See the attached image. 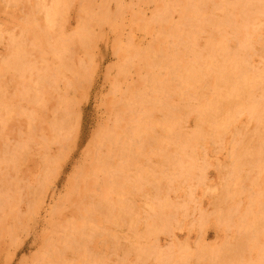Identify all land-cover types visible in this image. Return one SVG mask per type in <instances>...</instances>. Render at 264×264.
I'll return each mask as SVG.
<instances>
[{
  "label": "rangeland",
  "instance_id": "rangeland-1",
  "mask_svg": "<svg viewBox=\"0 0 264 264\" xmlns=\"http://www.w3.org/2000/svg\"><path fill=\"white\" fill-rule=\"evenodd\" d=\"M60 1H61V3L63 2V5H64V3H66L65 4L66 6H60V5L54 6L55 3L58 4V3H60ZM103 1H105V0H103ZM103 1L102 0H67V2H66V0H0V33H1L0 34V64H2V61H4L3 65H0V103L4 104V106H2L3 104L2 105L0 104V107L2 108V109L0 108V112L5 113V111H6V114H7V111L10 110V116L7 115L8 118L10 117L9 119H7V116L5 114L7 121H5V119L3 120L4 117H2V116H4V115H2L0 113L1 114L0 115V264H36L37 261H38L37 264H47V263L51 264V261H52L51 259H53V262H54V263L52 262V264H55V263L56 264H119V263L120 264H127V263L128 264H137L139 262L138 261L139 259H140V262L138 264H140V263L143 264L146 262H148L146 264H152V263L154 264L155 263L154 260H156V259L159 260V256L161 257L160 258L161 263H158L157 260H156V262L158 264H163L162 263L163 261H161V260L164 257L166 258L165 255H168L169 253H170L171 257L167 256L169 259H167V260L165 258L163 259L164 262L166 261L165 264H172V262H173V264H184V263L185 264H191V263L195 264L194 262H196V264H200V263L201 264H208L207 261L209 259L211 261V258H212L213 262L209 261V264H212V263L213 264H220V263L221 264H244V263L249 264L250 262H251V264H255V262L259 259L257 256H260V259H262V260H260V259L259 260L261 262L263 261V263H264V254H262V253H264L263 252L264 248L262 249V247H264V234L262 233L263 228H261V227H264V217H262L264 214L259 215L260 214L259 212H261L262 210L259 209V207H258L259 210H257V208H256V206H257L256 203H258L259 204L258 206H260V208H262L264 210V205H263L264 201H262V200H264V196L262 195L264 192H261V191H263L262 188H264V167H263V165H264V128H263V126H264V10H263L264 9V0H252V1L251 0H234L238 3L234 2V1H233L234 3H232L231 0H224V1H226L225 2L226 3L225 9H224L225 6L221 5L222 4L221 2L223 0H220V1L219 0H188V2L190 1L189 2L190 8L192 7V5L193 6L195 5V7H196V5H198V8H199L198 12H200V9H201V12H202L201 15L199 13V16L201 18H202V15L205 14V16H203V17H205L204 18L205 20L202 19L201 26L203 23H204V25H205V23H208L210 25L211 20H212V22H211L212 26L215 24L216 20H218V22H219V23L217 22L216 24H218V25L221 24L223 26V27H221L219 25V27H220L219 29H221V28L222 29L218 30V25L215 24V26H213L214 28L213 27L211 28V26H210V29L208 31L206 30V29H208V27H205L206 25L202 26V27L199 25V27L196 28L199 30V28L204 29V27H205V30H206V31H204L202 29V31L200 30V32L199 31L197 32L198 34L195 32L197 34V36L198 35L205 36L203 39L199 36L197 38V40L195 41V42H197V41L198 42H197V45L195 46L196 48L195 47H193V48H195L196 50H197V48H199V49L201 48V51H198L199 53H197V51L195 49H193L191 45L188 46V47H190V49L188 47L184 46L186 44L189 45L190 44L189 41H188V43L185 40H184L185 43L183 41H179V40H183V38H185V36H186V34H184L183 31H188L187 24L189 22L187 23V20L190 21V19H192L191 16H190L191 18H189V15L191 13L187 14L188 11L186 12L187 15L185 14L186 19L184 17L182 18V16H185V15H183L185 13L184 9L185 8H187L186 10L189 9V4L186 5L187 3L185 4L182 0H180V1L183 3V5L185 7L183 6L184 9L182 8L183 12L181 14H179V12H181L179 7L180 6L182 7V5H181L182 3L180 4V2H177L179 0H177V1H174V0H171V1L166 0L165 1L164 0V3L162 2V0H159V2H156L158 0H156V1L154 0L151 2H150V0H146V1H144V0H130L131 3L133 2L132 3L133 5L131 3H129V4H131L130 5L131 7L133 6L132 7L133 9L135 8L133 11L135 15H133L132 10H131L132 8L130 9V6H128L129 8H127V3L130 2L128 0H126V2H124L125 0L124 1L123 0H121V1L115 0L117 2L116 4L114 3L115 1H113V0H110V1L106 0L107 3L109 2L108 6L106 5V2L103 3ZM172 1H174L173 3L176 5V6L175 5L172 6L175 9L174 8L172 9V7H169V5L171 6ZM196 1L200 4H198ZM253 1H254V3H253ZM28 2H29V4H28ZM88 2L90 4L91 8L87 7ZM136 2H137V4H135ZM145 2L147 4L148 3L149 4L146 5ZM185 2H187V1L185 0ZM211 2H212V6L210 5ZM217 2L220 4L218 5ZM242 2L245 3V6L240 5V4H242ZM247 2H249V3L246 4ZM120 3H122L124 5H122ZM143 3H144V5H143ZM169 3H171V4H169ZM231 3H232V5H234V7H235V3H236V5H237V8L235 7L236 10L233 8ZM34 4L36 5L35 8H34ZM98 4H100V5L98 7H96ZM103 4H105V6ZM166 4L168 5L167 8L172 9L171 11H170V9L168 10L166 8V6H167ZM179 4H180V6H179ZM116 5L118 7L124 6V7H122V9L123 8H125V9L122 10L120 8H117ZM154 5H155L156 9H158V10H159V7L157 8V6H160V10L157 11L156 9H154ZM229 5H231L235 11L233 10L232 12H230L231 11L230 9H232V8H230L231 6H229ZM238 5L241 8H238ZM29 6H32L33 8L32 7L30 8ZM100 6L102 9L100 8ZM162 6H164L163 10L165 12H168V13H165V15L163 14L164 13L163 11H162V13L160 12L162 10V8H161ZM210 6H211V10L209 9ZM219 6H220V9L223 6L221 9L222 10L221 12H219L220 10L216 11L217 9H219ZM55 7H57V8H55ZM66 7H67V9H65ZM84 7H85V9L87 8V10H89V8L91 9L89 11L90 13L88 12V14H90V15H91V12L94 14L97 12L93 16L97 19V20H95V18H93L95 23L93 21L92 24L89 25L90 24L89 19H91L92 16H90V15L88 16V14L86 15L85 13H84L85 15L83 16V12H84L83 8ZM106 7H109L108 12L104 11V9H106V10L108 9ZM114 7H115V9L116 8L118 9V12L115 13L116 15L112 14V10H113V12L115 10ZM195 7H192L193 10L195 9ZM215 7H218V8H216V10H215ZM59 8L60 9L62 8L64 10V11L63 10L60 11L61 13L63 12L62 14L58 11ZM27 9L29 12L27 11ZM117 9L115 11H117ZM177 9H178V12H175ZM191 9H189V12L192 11ZM204 9H205L204 12H206V13H203L202 10H204ZM65 10H66V12H65ZM87 10H85V11H87ZM100 10H102V12H104V14H106V13L110 14L109 13V11H110L111 14H110V16H108V14H107V16H104V14ZM207 10H208V12H207ZM223 10L225 11V13L223 12ZM52 11L55 12V15H54V13L53 14L51 13ZM119 11H122L125 14H123V13L121 14V12H119ZM156 11H157V13H155ZM172 11H174V12L172 13ZM213 11H215V12L213 13ZM26 12H28L29 14ZM99 12H101L102 14L100 13V15H99ZM210 12L212 14H210ZM222 12L224 13V15L222 14ZM32 13H34V14H32ZM169 13H171L172 16ZM207 13L209 16L207 15ZM215 13H216V15H215ZM60 14H61V16L63 15L62 16L63 19L61 18ZM119 14H121L120 17L118 16ZM217 14L219 16L222 14V16L218 17ZM79 15L83 16L84 19L87 18L85 16H88L89 19L88 18H87V20L85 19L87 21V22L85 21V23H87V24L84 23V21H83L84 19H82V17H79ZM98 15L100 17H98ZM151 15H154V16L151 17ZM156 15L161 16V17H157ZM166 15L168 17L170 15V17H172V19H170V17H169V19L168 18L166 19V17H167ZM180 15H181V17H180ZM103 16L107 18L106 20H108L109 18L111 20L106 21L105 18H103ZM163 16H164V18H163ZM214 16H216L218 19L214 20L215 19ZM23 17H25V18H23ZM26 17H27V19H30V20L27 21ZM101 17L103 18L104 22L102 21L101 23H98L99 22L98 19H100V21H101ZM112 17H114L113 21L115 23H113ZM153 17L154 18L157 17L161 22H163V20H164L166 23L163 22L161 25L160 24L161 22L158 23V21H157L156 22L157 24H156L155 21H152V19L155 20ZM178 17H180V18H178ZM212 17H213V19H212ZM64 18H66V19H64ZM80 18L83 21V22L81 21L82 22L81 24L84 23L82 25L83 30L86 28L84 32H81V35L79 32L80 30H82L81 28H79L81 26V24H80L81 19ZM138 18H144V20L138 19ZM146 18H147L146 21H148V22L145 23L144 21ZM173 18L174 19L178 18V19L174 20ZM23 19H26V21L29 25L27 23H26L27 25L25 23H23L25 21ZM45 19L46 20L48 19V20L46 21ZM93 19H91V20H93ZM158 19H156V20H158ZM182 19H185L184 23H183ZM219 19H221V20H219ZM122 20L124 22H122ZM180 20H182L183 25L186 24L185 26H187V28L185 26H183L186 30L183 29V27L181 26L182 25L181 23L178 24V22H181ZM29 21H30V23H32V26L30 25ZM64 21H66V22H64ZM75 21H76V23L79 21V23H78V24H80V25H78L79 27H77V24H75ZM131 21H133L134 23L136 22V23L134 24ZM193 21H194V19L192 20V22L190 21V23H193ZM223 21H224V23L226 22L225 25H224V23H221ZM45 22L49 23L48 28L46 26L44 27L42 25V24L47 25V23H45ZM50 22H53V23H50ZM149 22H154V23H152L150 25ZM96 23L98 25L100 24L98 26V29H97ZM190 23H189V27L194 26V24L190 25ZM7 24H8V27H7ZM50 24H51V26H50ZM136 24H137V26H136ZM147 24H149V26ZM15 25H16V27H15ZM18 25L21 28L18 27ZM60 25H61V27H60ZM86 25H88V28ZM156 25H157V27H156ZM172 25L177 27V29L179 30V31H177L178 34L180 33L181 35H183V36H181L179 34L182 37V39L179 38L180 36L177 34V32L175 33V31L177 30L176 27L174 30H172L173 29ZM75 26L78 28V30L80 29L79 31H77V29L75 28L76 33L73 32L74 31L73 28ZM140 26H142L141 29H140ZM161 26H163V27H161ZM168 26H170V27H168ZM180 26L182 27V29ZM225 26H227V27H225ZM22 27H23V29H22ZM90 27L91 28L93 27L94 29H92V31L94 30L95 32L94 31L93 32L92 31L91 32L86 31V30H91ZM99 27H100V29H99ZM159 27H161V28H159ZM171 27H172V29H170V30H171V32L174 31V34H172L173 32L172 33L168 32L169 35H167L168 33L165 34V32L168 30H164V29H168ZM8 28H9V31L7 30ZM61 28H63V29H61ZM143 28H144V30H143ZM192 28L194 31H197L195 29V26ZM4 29H6V31H8V32H6ZM11 29H13L12 30L13 32L10 33ZM216 29L218 30L217 32H216ZM223 29H225L226 32L228 30L227 35H225L226 33L223 34ZM163 30L165 32L161 33ZM220 31H222V32H220ZM77 32H79V34ZM86 32L92 33L93 37H92V35L86 34ZM201 32H203V33L209 32V34L212 33L211 34L212 37L210 36L211 37L210 39L213 38L215 41L212 40L213 42L212 41H209V42L207 41V42L211 45V49L214 47L216 48V50L218 51L217 54H216L217 51L215 50V48H214V50L212 49L210 51L209 49H207L206 47L203 46V42L205 44L207 43V42H205L208 39L206 36H209V34H206V33L203 34ZM82 33L86 34L87 37H86V35H84L86 37L85 38ZM217 33L219 34V36ZM77 34H78V36H77ZM8 35H9V38H10V36H11V38L13 36V38L15 39V41L13 40V42L10 41L11 43H14V45H16V44L18 45V43H16V42L20 43L19 46H20L21 50L18 49V50H20V52L18 51V53H16L17 51H14L16 48L13 44L8 42L9 41L8 37L6 38V36H8ZM17 35L20 38V40H22V41H23V37H26V38H24L25 40L23 42L25 45L21 44L22 41L20 42L19 39H18L19 40L18 41L14 37ZM175 35L176 36L178 35L177 43L175 42L177 39ZM221 35L226 36L227 39H226V37L223 38ZM75 36L79 37L80 40H78ZM88 36H90L92 39H89L90 37H88ZM173 36L175 38V41L173 40ZM96 37H97V39H96ZM217 37L218 38L220 37L221 41L219 39L217 40ZM68 38H70V39L72 38V40L69 41ZM87 38L89 40H87ZM131 38H132V40H130ZM204 39H206V40H204ZM82 40H83V42L85 40H87L88 42L90 41V44L87 41H85V43L83 45ZM126 40L131 41V45L128 42V45H130V46H128V49L126 48V45H125V44H127ZM162 40H164V41H162ZM6 41L8 42L6 44L7 45L9 44V48H11L12 50L9 49L8 46L6 47V44H5ZM95 41H97V43H94ZM118 41H119V43H118ZM161 41H162V43H161ZM56 42L57 43L59 42L58 43L59 46L61 45L64 48H66L67 52L70 53L71 57L69 56V54L67 56V53L65 52L66 50L64 51V54H63L64 48H61V46L57 47ZM65 42H66V44H65ZM81 42H82V44H81ZM181 42H183V43H181ZM215 42H216V45H217V43H219L220 45L222 44V47H220L219 44L217 45L219 47H217L216 45H213ZM225 42L227 43V45L223 44ZM68 43L70 45H67ZM123 43H125V44H123ZM165 43H166V45H165ZM78 44L80 46L82 45L83 48L78 47ZM85 44L92 46V47L90 46L91 48H89L87 52L85 51V49H87L88 46ZM94 44H95V46H94ZM116 44L117 45L119 44L120 46L119 45L117 46ZM149 44H150V46H149ZM159 44L160 45L163 44V45H161L162 48L159 47L160 46ZM51 45H54L58 49L56 48V50H55V48H53L52 51L54 52V50H55V52L52 53L53 55L50 58V56H51L50 53L52 51L49 50V48L51 47ZM137 45L138 46L141 45V47L142 46L143 47L141 48V47H138ZM164 45H165V47H163ZM198 45H201V47ZM85 46H87V47H85ZM132 46H133V48H132ZM12 47H14V49ZM16 47H18V46H16ZM135 47L137 48L136 50H138V48L140 50L142 49V51L139 50L140 52L137 51L139 53H142V52L145 53L146 50H149L150 56H151L150 58L158 57V60L156 61V59H157L156 58L155 62L156 63L162 62V63L156 64L155 62H153L154 58H152L153 59L152 61L146 60L147 61V63H146L145 59L143 57V55H144L143 53L140 55H139V53H137V54L133 53L135 51L134 50ZM172 47H173V49H172ZM125 48L127 50H129V53ZM164 48L167 52L169 51L171 53V54L167 53L168 55L173 56V53H172L173 51L174 52L177 51V53L178 52L180 53L181 51H183L180 54L179 53L178 54L179 55L183 54V56L185 57L186 52H187V55L190 56L192 59L196 56L195 59L199 58L198 60H202L201 62L205 61L204 64L202 63V67H206L204 65H206L208 63V60H210L209 61L210 63H211V61L214 60L213 64L222 60L223 61L222 63L219 62L221 65L224 63L225 59L226 60L231 59L232 63H233L232 59H234V62H236V64L233 63L236 65L235 68H237L239 66V69H241V72H242V69L244 68L245 70L247 69V72H249V73H245L246 71H244V70H243L244 71L243 73H239L240 71L237 68L238 69L237 71H239L238 74L240 75V79L242 78L241 81L239 82V79L236 80V78H239V75L236 76V74H235V76H236V78H235V76L233 74L232 78H231V76L229 78V80H231V81H228L224 87L222 86V84L220 86V84L218 82H216L218 80V76H217L216 71H217V69H219V71H222V70H225L227 67L229 68L232 63L229 62L230 60H227V62L229 64L230 63L231 64L230 65L228 64L229 65L228 66L227 62L224 63L227 66H222V67H225L223 69H221L222 67L221 68L216 67L213 64L211 66H214V67H210L209 65H207L210 67L209 68L210 71H211V69L213 70V68L214 69L216 68V70L208 72V73L204 72V75L202 74L204 76V78L202 75H200L201 78L200 77L198 78V76H196L195 79L198 78V80H196L194 82L195 84L193 83L192 88L188 89L186 87V89H185V86H183V83L181 82V80L179 78H177L178 72L175 73L176 70L178 71L177 68H175V71H173L174 73L172 74V68L174 66L175 67L177 66V62H175V61L181 62L180 60H182L181 57L183 58V56L181 55V57H180L174 53L175 54L173 56L174 58L171 56V61L174 62V63H172L169 60V58L166 56L167 54L163 51ZM204 48H206L208 51L206 52V49L204 50ZM160 49H162V50H160ZM184 49H185V51L186 50L187 51L185 52ZM225 49H227L228 51H226ZM57 50H60V52H58ZM188 50H190L192 52H196L197 54L194 53L195 54L194 55V54H192V52H190L191 54H189ZM22 51H23V54H21ZM49 51H51V52L49 53ZM8 52L10 55L11 54L12 55L9 56ZM56 52L60 53L59 57H62L61 54H63L64 55L63 57H65V58L64 59L63 58L58 59L59 54H57ZM82 52H84V53L86 52L85 54H87L89 57L87 55L85 56V54ZM163 52L165 54H163ZM201 52H202V54H201ZM208 52H210L209 55H207ZM19 53H20V56L22 55L21 57L18 55ZM65 53H66V55H65ZM203 53H204V55H203ZM6 54H7V56H6ZM89 54L91 55V57ZM134 54H136V55H134ZM152 54H153V56H152ZM205 54L208 58L204 57ZM55 55L57 56V58ZM54 56L56 59L54 58ZM81 56L84 59L83 58L81 59ZM123 56H124V58H123ZM175 56L176 57L178 56V60L177 59L175 60V58H176ZM6 57H8V58H6ZM78 57L81 61H83L82 63L84 64V65H82V66H84V68L81 65L77 66L78 68L79 67L83 68V69L79 68V70L76 67L77 62H78V64H82V63L78 59ZM135 57L138 59H136ZM209 57H212V58H209ZM235 57L239 60L235 59ZM86 58L92 59V60H88L89 63H87L88 61H86L87 60ZM187 58H185V59H187ZM191 58H189L188 60H190ZM8 59L10 62L5 63L8 61ZM57 59H58V62H59V60H62V62L60 61L59 63H57ZM67 59H68V61H67ZM69 59H70V62H69ZM185 59L182 61L184 62ZM206 59H208V60L206 61ZM216 59H217V61H216ZM84 60H85V63H84ZM166 60H168L169 62ZM73 61H74V64H73ZM183 62H181V63H183ZM61 63L63 64V66L60 65ZM90 63H91V65H90ZM175 63H176V65H175ZM219 63H217V65ZM85 64H86V66H85ZM169 64H171V65L169 66ZM233 64H232V66H233ZM239 64L241 65V67ZM87 65H89L90 67ZM155 65L158 66L159 70L161 69L162 72H159L158 68ZM23 66H24V68H23ZM60 66H61V68H58ZM120 66L121 67L123 66V68H120ZM165 66L168 69H166ZM171 66H173V67H171ZM242 66H243V68H242ZM5 67H8V68L5 69ZM62 68L64 70H62ZM60 70H62V71H60ZM225 71H227V69ZM71 73H75V74L71 75ZM78 73H79V75H77ZM151 73H153V74H151ZM160 73H162V74H160ZM247 74H250V75H247ZM162 75H164L165 78L168 77L169 80L167 78L165 79ZM244 75H246V76L244 77ZM65 76L68 77L69 79L66 78ZM156 77H157V79H156ZM214 77H216L217 79H215ZM247 77H249V80L247 79ZM145 78H148V79H145ZM173 78L174 79L177 78L176 82ZM245 78H246V81L248 80L247 81L248 83L244 82ZM47 79H49V80H47ZM210 79L211 80L213 79V81H211ZM233 79H235L236 81ZM145 80H147L148 82L146 83ZM169 81H170V83H169ZM242 81L244 84L243 83L241 84ZM167 82L169 83V85L171 84L169 87L166 84ZM180 82L182 84V87L180 85ZM231 82L234 84H232ZM255 82H257V83H255ZM131 83H132V85H131ZM213 83H214V86H213ZM228 83L231 85L228 86L227 85ZM236 83H238V85L240 83L239 86H240V88H242L239 90L240 91V97H239L240 100L243 98L242 100H244V101L246 100V102L248 104L249 103L255 104V107H256V108L254 107L255 111L252 109H251L252 111L250 110V108H253V104L251 106L250 104L248 105L246 102L242 101L244 103H243V105H241L242 102L240 100H238L237 102H233V97H232V93H230V89L232 91V89H234L236 87L235 86ZM172 84L174 86H172ZM150 85H154L156 89L153 88L154 86H152V88H153V91H152ZM175 85L177 86V88H180V89L176 90L177 88H175ZM245 85H246V87H245ZM215 86H217L216 90H215V88H216ZM226 86H227V88H226ZM231 86L233 88H231ZM126 87H128V88H126ZM202 87H204V88H202ZM219 87L222 90H220ZM228 87H229V89H228ZM133 88H134V90H133ZM164 88H165V92H167V94L168 93L169 94L167 96L161 97L162 95H166L165 92H164V94L162 92V91H164ZM248 88L250 89V91L248 90ZM27 89L29 91H27ZM147 89H148V92H147ZM192 89H194L193 92L195 95H193L192 92L189 91V90L192 91ZM251 89H253V90H251ZM127 90L129 93L127 92ZM180 90H182V92ZM133 91H135V92H133ZM130 92L131 93L133 92L134 94L133 93L131 94ZM157 92H159V93H157ZM175 92H176V94H174ZM184 92L187 94H185ZM214 92L215 93L217 92L218 94H215ZM250 92H253V93H250ZM222 93L224 96H222ZM244 93H245V95H244ZM219 94H221L222 98L224 97L223 99L228 101V102L226 103V101L221 99ZM250 94L254 98V100L251 96L247 97ZM154 95L155 96L157 95V97L155 98ZM176 95L179 98H181L179 103L182 102V99H185L187 101L183 100V102H185V103L187 102V104L189 106V105H191L189 103L192 101L193 103L192 102L191 103L194 104L193 109L195 111L192 109V105L187 107V105L183 102H182L183 107L182 106L180 107L178 105V103H176V105H175V102H178V100H179V98H177ZM216 95H218V96H216ZM241 95H242V97H241ZM168 96L171 98L169 99ZM172 96H173V98H172ZM198 96H199V98H198ZM229 96H230V98H229ZM244 96H245V98H244ZM165 97H167V99ZM217 97L222 102L224 101L226 106L228 105V103L230 101H232V103H229L230 107L227 106L228 109L226 108L227 109L226 111L228 112V114L226 111L225 112L221 111V112H223L222 114H219V113L217 114L213 110H211V112H210V107L208 106L209 109L207 108L208 109L207 115L209 114V112L211 114L209 116L205 117L204 119H201L202 121L199 122L198 119H200V118L197 115H200L201 111L204 112V109L207 107V103H208L207 101H209L210 106L212 107L213 103L211 101L214 102V100L215 101L219 100V99H215ZM153 98H154V101L156 99H158V101L156 100L154 102ZM228 98H229V100H228ZM250 98H252L253 102H252V100H251V102L249 101ZM163 99L164 100L166 99L167 102H169V104L171 105L173 110H174V108L178 110L179 113L175 110L174 111L171 110V111H173V113L177 112V113H175L177 116L173 115V117H174L173 118L172 115L171 116L167 115L168 113L172 114L169 112V109L171 107H169L170 105H167L168 103H166L165 102L166 100L164 101ZM168 99H169V101H168ZM172 99L174 102H172ZM199 99H201V100L203 99V100L201 101ZM207 99H209V100H207ZM123 100H125L126 102ZM196 100L198 101V103ZM203 101H205L206 103ZM160 102H161V104H160ZM164 102H165V105H163ZM200 103H201V105L203 104L201 108H204V109L200 108V106H201ZM204 103L206 104V107H205ZM238 103H241L240 104L241 110H240V108H238L239 107ZM225 104H224V106H225ZM232 104H233V106H232ZM234 104H237V105H234ZM149 105H150V107H149ZM166 105L169 107L168 112H167V108H165V107H167ZM140 106H141V108H140ZM151 106L152 107L154 106L156 108H152ZM185 106L187 107L186 109L184 108ZM195 106H197L199 108L198 111H197L198 108ZM3 107H5V110H3L4 109ZM147 107H149L151 109V111H149L150 109L147 110L149 112V115H145V113H147V111H146ZM65 108H66V110H65ZM158 108L159 109L162 108V110H160V111L161 112L163 111L164 116L162 115V113L160 111H158L159 110ZM190 108L193 110V112H189V111H192ZM234 108H237L238 110L234 109ZM6 109H8V110H6ZM11 109L12 110L14 109L17 113L14 110L12 111ZM143 109H144V111H143ZM231 109H234L235 112H234V110H231ZM1 110H3V112ZM152 110H154V111H152ZM156 110L160 113H158ZM247 110H249V111H247ZM133 111L134 112L136 111V112L134 113ZM250 111H251V113H250ZM198 112H200V113H198ZM248 112L250 114H248ZM252 112L255 113L254 116H253ZM259 112H260V114H259ZM8 113H9V111H8ZM28 113H30V114H28ZM108 113H110V114H108ZM115 114H116V116H115ZM223 114L225 116H223ZM161 115L163 117H165L164 121L169 120V121H167L168 124L172 125V122L174 124H176L174 129L177 128L176 129L177 131H178V128L179 129L181 128L183 134L185 132H186L185 134H187V132L189 131L188 127L191 128L192 125H193L194 129H197V130L200 129V130H198L199 132H197V130H196V133L199 134L197 137L198 140L196 142H193L194 145L193 144L189 145V144H187V142L182 143V141L185 140V135L182 134L183 137H182V135L180 137L181 129H180V131H178L179 135H176L179 138L174 136V134H178V132L176 130H173V131H176L175 133L168 134L167 132L170 131L169 129H171V126L168 130H166V128L164 126L168 127V124H167V122L162 121L163 119H161V118H163V117ZM190 115H191V118H190ZM248 115H251L253 117L248 116ZM145 116H147V119L149 118V121L145 120V118H146ZM228 116L231 118H229ZM258 116H259V118H258ZM61 117L63 118V120H61ZM115 117H116V119L119 118V121L116 120V122H118V124L116 123L118 126L114 125L115 124V121H114ZM176 117L177 118L180 117V120H182V121L179 122V118L177 120ZM153 118L154 119L157 118L156 119L157 121L159 119L158 123L163 122L166 125H164L162 127H161V125L163 123L159 124L160 127H159V125H155L157 123L156 122L154 123L155 120L153 121L152 120ZM166 118H167V120H166ZM186 118H187V121H186ZM196 118L198 121L196 120ZM221 118L225 119L226 125H225L224 130H222L221 132L219 131L220 133H218L217 130H215V127H216L218 122L220 123V121H218V120H220ZM112 119H114V120L112 121ZM137 119L139 122L137 121ZM160 119H161V121H160ZM255 119H257V120H255ZM230 120H232V121H230ZM141 121L144 122V124L145 123L147 124V122H150L151 123L150 127L153 128V132H152L151 128L148 129L149 125L147 124V127H146L147 132L144 129L146 133L144 132V130H143V132H144L143 133L142 129H140V128L141 127L145 128L146 124L143 126V123ZM227 121H230V122L228 123ZM248 121H249V124H248ZM152 122L154 123L155 126H152ZM194 122H196L197 125L199 123V126H201V127L198 126L199 128H197V125ZM39 123H40V125H39ZM140 123H142V124H140ZM259 123H262V124H259ZM139 124H140V126H138ZM174 124H173V126H174ZM178 124H181L182 127L184 126L183 128H186L187 131L185 130V132H184V129L182 127H179ZM228 124H230V125H228ZM100 125H102V126H100ZM105 125H107V126H105ZM204 125H206V126H204ZM232 125H234V126H232ZM173 126H172V128H173ZM251 127H253V129L256 127L255 130H253L254 132H252V133H250L252 131ZM102 128H103V130H102ZM160 128H162V130ZM164 128L166 130L165 132H163ZM260 128L262 129V131ZM108 129H110V130H108ZM233 129H235V130H233ZM256 129H257V133H256ZM107 130H108V133L111 131L110 132L111 134L108 135L106 132ZM191 130L194 131L192 128H191ZM227 130H229L228 135H227ZM242 130H243L244 134H241ZM137 131H138V133H137ZM148 131H149V133H148ZM173 131H170V132H173ZM151 132H152V135H150ZM214 132L218 133V134H215ZM236 132L238 133V135ZM245 132H246V134H245ZM231 133L233 134V136ZM142 134H145L146 138H143L145 135L142 136ZM147 134L149 136V139H148L149 142L147 141V138H148ZM255 134H257V135H255ZM112 135H114L113 138H112ZM117 135H119V136H117ZM164 135L169 136V145L167 144L168 138L164 137ZM172 135L174 136V138L171 140ZM235 135L238 136V139H237V136H235ZM204 136H205V138H204ZM216 136H219V137H216ZM229 136H232V137L235 136L234 137L235 141L232 137L230 138ZM115 137L117 138V140ZM163 137L167 140L164 141L165 139ZM186 137H187V135H186ZM32 138H35V139H32ZM175 138L177 139L176 141H175ZM181 138H183L182 141H180ZM120 139H122V140H120ZM135 139H136V141H135ZM144 139H146L147 142ZM226 139L228 140L227 142H226ZM115 140H116V142H115ZM199 140L200 141L203 140V141L200 142ZM32 141H35V142H32ZM233 141L235 144H233ZM239 141L240 142L243 141V143L240 144L241 146L239 145V143H240ZM225 142H226V144H225ZM244 142H245V144H244ZM236 143L238 144L237 147H236V145H237ZM46 144H48L49 148ZM247 144H248V146H247ZM19 145L21 148L19 147ZM22 145H24V147ZM159 145H161V146H159ZM175 146H176V149L174 148ZM186 146L187 147L189 146V147L187 148ZM204 146H206V147H204ZM178 147H180V148H178ZM194 147L199 149V150H197V153H196V149H194ZM238 147L242 148L243 150L246 149L244 151L248 152L245 155H243V157H241L245 161H243L240 158L243 161V163H245V164L242 163L243 165L240 163L241 160L238 159L239 161L238 162L236 161L235 156H236L237 152L235 150H237V151L242 150L240 148L236 149ZM252 148H254L253 150L256 149L255 151H257L256 152L257 155L262 154V155H260V157L257 156V160H256V153H254L255 157H253ZM184 149H185V151H184ZM186 149L189 150L188 152H190V153H188ZM155 150L158 151L157 156L154 155V154H156ZM171 150L172 151L174 150L173 151L174 154L172 153ZM193 150H194V152H193ZM250 150H252V151H250ZM105 151H107V153ZM160 151H163V152H160ZM166 151H168L167 154L170 153L169 155L172 156L171 158L169 157V155H166V153H165ZM231 151H233V153ZM261 151H262V153H261ZM42 152H44V153H42ZM101 152H103V153H101ZM181 152H183L182 158L180 157V156H182V154L178 155ZM191 152H193V153H191ZM171 153L174 156L175 155L176 156L174 157ZM229 153H231L230 155L232 157L235 154L233 160H231L232 157L229 155ZM250 153L252 154V156ZM39 154H41V155H39ZM46 154H47V156H49V158L51 157L50 160L46 156ZM50 154L52 156H50ZM102 154H104V155L102 156ZM148 154L150 155V158H149ZM159 154H161L162 156L166 155L165 157L163 156L164 158H166L168 156L167 160L164 159L161 161V159H163V158L162 157L160 158ZM188 154L189 155L191 154L193 156H191V155L188 156ZM195 154H196V158H197L198 162L196 161V158H194V161L198 165L197 167H199V166L201 167L204 165L203 169H205V170H203L201 167V169L203 171L202 172L200 168H199L200 170L197 167L196 168L198 170L196 168H194V170L196 169V171L192 170V171H194L193 172L194 174L192 173L193 177L190 176L191 170H189L190 173L188 172V174H187V170H185V173L187 174L185 176L186 177L188 176L190 178H186L183 176H181V178H180L179 174H181V175L185 174L183 171L184 167L186 168V166L189 165L191 162L193 163V161H191V159H193V157H195ZM197 154H198V156H197ZM201 154H202V156H200ZM177 155L179 158L177 157ZM158 156H159V158H158ZM250 156H251V158H250ZM38 157L40 158L39 160H38ZM45 157H47L48 161H50V162H48L50 164H47L46 166L41 163V162H44V164H45V162H46L45 160H47ZM136 157H137V159H136ZM151 157H152V159H151ZM201 157H203V158L201 159ZM186 158L187 159L190 158V160H189L190 162ZM180 159L181 160L186 159V161L184 160L182 162V161H180ZM207 159H209V160H207ZM40 160H42V161H40ZM100 160H102V161H100ZM168 160L170 162L174 161L173 163L176 167H177V164H180L179 166H181L183 170L181 168H179V166H178V169H181V173L179 172V174L176 175L178 173V171H177L178 169L174 168L175 166L173 164H171ZM218 160H219V162H218ZM230 160H231V162H230ZM253 160L254 161L256 160L258 162H256V161L254 162ZM199 161L200 162L203 161V164L200 165L201 163ZM206 161H207V164H206ZM168 162H169V165H168ZM251 162H253V163H251ZM156 163L157 164L160 163L159 166L162 165L163 167L162 166H160V167L162 169L165 168V170H161V168L158 167ZM164 163L165 164L167 163L166 165H168L169 168H168V166L164 165ZM229 163L231 165L233 163V165H232L233 168H231V165H230V167L228 166ZM238 163L241 164V168L238 167V165H239ZM254 163L255 164L258 163V164L255 165ZM194 164H190L189 166L192 165V168H193L194 166H196V164L195 165ZM252 164L255 166L258 165V167H255V166L252 167ZM220 165H221V167H219ZM208 166H210V167H208ZM235 166H237V168H239V170L237 168L234 169ZM45 167H47V168L45 169ZM80 167H82L81 170H80ZM157 167H158V169H157ZM218 167H219V171H218ZM167 168L169 171L166 170ZM236 169L241 173H239ZM160 170L162 172H160ZM37 171L40 172L41 174L40 173L38 174ZM91 171L94 173L97 172V174L96 173L94 174ZM171 171H172V173H171ZM176 171H177V173H176ZM234 171H237V172H234ZM243 171H245V172H243ZM42 172L44 173V175H46V177L42 174ZM173 172H174V174H173ZM257 172H258V174H257ZM90 173H92V174H90ZM162 173H163V175H162L163 178L159 177ZM169 173H171L173 175H170ZM235 173H236V175H235ZM238 173H239V175H238ZM40 176H41V178H38ZM164 176L168 177L167 178L168 180L167 179L165 180L166 184L164 181V178H165ZM171 176L172 177L174 176V179H171L170 178ZM218 176H221V178ZM236 176H238V177H236ZM158 177L161 178L162 182L159 180ZM251 177H252V179H251ZM176 178H179V180ZM192 178H193V180H192ZM234 178H236V179H234ZM241 178H242V181H241ZM246 178L248 180L250 179L251 182H249ZM37 180L39 181V183L37 182L38 184L36 183ZM81 180H82V182H81ZM169 180H170V182H169ZM173 180H174V182L176 181V183H172ZM188 180H191V181H188ZM253 180L256 181L254 184H253V182H254ZM183 181H185V183ZM192 181L194 182L193 187H192V184L190 183ZM257 182L260 185L257 184ZM160 183L162 186L160 185ZM168 183H169V185L172 184L173 186H171V185L168 186ZM195 183H197V184H195ZM163 184H164V187H163ZM176 184H177V186H176ZM194 184H195V186L196 185L197 186L194 187ZM255 184L257 186H255ZM165 185H166V187H165ZM178 185H179V187H178ZM186 185H188V188ZM258 186H259V189H262V190H259L257 188ZM15 187H16V189H15ZM33 187H34V189H33ZM190 187L193 188V191ZM163 188H168V191L171 189H173L175 191L172 190L173 192H171V191L168 192L167 189H163ZM219 188H221V189H219ZM183 189H185L184 190L185 192L183 191ZM218 189L220 190V192ZM222 189H223V191L225 190L224 191L225 194L223 193ZM16 190H18V191H16ZM30 191H31V194H30ZM256 191L261 192L262 197H260V194H258L259 198L258 197L254 198V196H257ZM239 192L242 193L241 196H239L240 195ZM221 193L224 194V195H222V197L224 196L223 197L224 199L222 202H221L222 197H220ZM235 193L237 194V196ZM5 194H6V196L4 197ZM217 194H218V196H217ZM182 195L184 198H182ZM215 195L218 197V199H215L216 198ZM226 195L228 196V198L226 197ZM31 196H32V201H31ZM179 196H181L180 201L178 199ZM188 196L190 199L189 198L186 199V197H188ZM247 196H249V198L252 196V198L256 201V203H253L254 200L251 201ZM114 197H115L116 201L114 200ZM169 198L173 202L172 201L170 202ZM213 198L215 199L214 201H213ZM219 198H220V200H219ZM166 199L169 201H167ZM258 199L261 201H259ZM96 200H98L99 203H100V201L102 202V203H100V205H98L99 207H101V208H99V209H101L100 211L96 210L98 208V206H96L98 204V201H96ZM174 201H175V203H174ZM181 201H182L183 205H185V204L188 205V203H189L188 201L192 202L191 204L189 203V205H188L189 207L187 205L184 206L185 211L187 210L184 213H181L184 211V210L182 211V209H184V208H183L182 203L180 204ZM228 201H229V203H228ZM250 201L253 205L256 204L255 207H252ZM31 202H33V203H31ZM193 202L195 203L194 204L195 207H192ZM220 202L222 203L223 207L225 206L224 204H226L227 207L225 206L224 208L227 211L222 210L223 207L220 206L221 205ZM261 202H262V204H260ZM103 203H105V204H103ZM122 203H123V205H122ZM237 203L238 204L240 203L239 205L243 206V207H240ZM248 203H250L249 204L250 206H246ZM93 204L96 206V209H94L95 207L94 208L92 207ZM101 204H102V206H101ZM173 204H178V205L180 204V205L178 206V205H173ZM228 204H230L231 207ZM261 205L263 207H261ZM196 206L198 207V209L200 208L199 209L200 212L201 211L203 212V213L201 212L202 216H201L200 212H198V209ZM215 206H218V207L216 208ZM35 207H37V209H35ZM179 207H181V209H179ZM186 207H188V209H186ZM214 207L217 210H215ZM220 207H221V209H218ZM248 207H250V208L248 209ZM194 208H196V209H194ZM210 208L212 209L211 212H209ZM231 208H232V210H230ZM246 208L249 210L248 212H250V213H252L254 211L256 213L258 212L259 213L258 215L260 216V218L255 213L254 214L252 213V215L249 214L247 212ZM251 208L254 210L252 211ZM178 209L180 210V212L178 211ZM233 209H235L234 212H233ZM221 210H222V212H224V211H226V212L219 213V212H221ZM213 211H216V212H213ZM103 212H105V213L103 214ZM227 212H229V214ZM207 213H210L209 214L210 219L208 218V216H207V218L203 217V216H206ZM214 213H216V215ZM225 213H227V214L225 215ZM238 213L239 214L244 213L243 215H246L245 217L250 215L249 220H248V217L244 218V216H240L241 214L239 215ZM262 213H263V211H262ZM14 214L18 218L15 217ZM204 214H206V215H204ZM210 215H213L214 217L217 216L220 222L218 221L217 217L214 218L215 219L214 220L213 216L211 217ZM238 216L240 217V220L238 219ZM12 217L13 218L15 217L18 219L17 220L14 218L15 219L14 221L16 223L12 220L13 219ZM201 217H203V219ZM241 217L244 219H247V220H241L242 219ZM256 217L259 219H261V218H263V219L260 222V220L258 221V219H256ZM19 219H21V221ZM204 219L206 220V226L200 227L201 224L205 225V222L203 223L200 221V220L205 221ZM207 219L209 221H207ZM226 220H227V222H226ZM230 220H233L234 221L233 223L235 225ZM253 220H255V222ZM9 221H10V223H9ZM235 221L236 222L240 221V223L239 222L238 223L239 224L242 223L241 225L244 224L243 228H242V226L239 227V224L235 223ZM188 222H189V224H187ZM207 222H208V224H207ZM247 222H248V224H247ZM250 222L251 223L253 222L252 223L253 227H251ZM259 222H260V225H259ZM12 223H14V226H11V225H13ZM19 223H21V224H19ZM190 223H192V224H190ZM231 223L233 225H231ZM249 223H250V226H249ZM261 223H263V224H261ZM199 224H200V226H199ZM225 224L228 226H226ZM16 225H18V227H15ZM195 225H197L199 228H202V229L198 232L199 228ZM223 225H224V227H223ZM246 225L248 228L246 227ZM254 225L256 226V228ZM192 226H194V227H192ZM234 227H236V228H234ZM238 227H239V230L240 229H242V230L236 231V229H238ZM249 227H251L252 229L251 228L249 229ZM193 228H194V230H193ZM260 228L262 230H260ZM223 230H226V231H223ZM245 230H246L245 233L247 234V236L250 239L252 238L251 236H253V238L251 240L252 244L255 241H257V243L262 244V245H260L261 247L257 244L258 247H255L256 250L253 247L250 251L249 250H243L242 251L243 254L245 252V255H248V256L241 255L242 254V252H241L240 255H236L235 257L231 256L230 259L228 258L229 261L226 260L228 254H229L227 252V249H229L231 247V245L234 244L233 242H235L236 240L239 239V237L241 236V234ZM225 232H226V235H224ZM230 232H233V233H230ZM237 233H239V234H237ZM227 234L229 236L235 234L234 235L235 237L232 236V238H231L228 236V238L226 239L225 237H227ZM250 234H251V236H250ZM256 234H257V237L255 236ZM223 236H224L225 241H226L225 245H227V243L229 242L228 246H226L227 248L226 247L224 248L225 250L221 249L225 246L224 241H223V243L220 242L223 245H219L220 244L219 241H222L221 239H223ZM142 237L143 238L146 237V239L147 238L148 239L147 240L143 239L141 241ZM258 237H260L259 238L260 241H259ZM215 238H216V240H215ZM233 238L234 239L237 238V239L234 240ZM202 239L204 241H202ZM135 240H136V242H135ZM174 240H176L177 242L176 241L174 242ZM231 240H234V241H231ZM143 241H146L148 243L147 244H146V242L143 243ZM199 241H200V243H199ZM141 242L143 243V245ZM172 242H174L173 243V245L175 244L174 246H176V244H178V246L171 249V246L173 247V245H171ZM183 243H185L184 246H183ZM194 243L196 245H194ZM201 243H202V245H201L202 250L200 247ZM213 243L215 245H211L209 247V245L213 244ZM248 243H250V240L248 241ZM179 244H181L182 246ZM203 244H204V246H203ZM42 245L44 247L47 245V250L45 248V252H46L45 254H44V250L42 251V248H43ZM257 245L255 243L252 246H257ZM51 246H52V248H51ZM157 246H159V248H157ZM213 246L214 247L217 246V250H216V247L213 249L212 248ZM54 247H56V248H54ZM177 247H179V249H181V250L188 248V249H186L188 251L185 252L186 250H183L181 252V250L180 251L175 250V249H177ZM181 247H183V248H181ZM203 247H205V248H203ZM48 248H50V250ZM150 248H151V250H149L150 251L149 252L147 249H150ZM191 248H194V249L196 248V249L194 250ZM209 248H211V249H209ZM144 249H145V252H144ZM158 249H159V252H157V254L155 255V253ZM173 249H174V251H173ZM189 249H190V251L192 250L191 253L194 251V254L192 253L193 256L191 253H189ZM197 249H198V251H197ZM203 249H204V251H203ZM214 250H216L217 253ZM257 250L259 251V255L256 254V253H258ZM39 251H41V254H44L43 257L41 256V259L39 258V255H40ZM57 251H58V253L60 252L61 255H57L56 254ZM163 251H165V252H163ZM179 252H181L182 255ZM183 252L185 254H183ZM208 252H211V253H208ZM223 252H225V253H223ZM163 253H165V254H163ZM188 253H189V256H188ZM226 253H228L227 256H226ZM159 254H162L163 256H161ZM171 254L172 255L176 254L175 256L178 255L177 257H179V258L183 257L184 259H179L177 257L173 258V256ZM222 254L223 255L225 254L223 256V259H222ZM255 254L257 255L256 260L254 259ZM36 255L38 257L37 258L38 260L36 259L37 261L34 260V258H36ZM203 255H205V256H203ZM220 255H221V257H220ZM148 256H150V257H148ZM156 256H157V258H156ZM201 256H203V257H201ZM238 256L240 257V259ZM242 256H244V258H242ZM261 256H263V257H261ZM44 257L46 260L51 258L50 259L51 261L48 260L47 262H45L46 260L44 259ZM47 257H49V258L47 259ZM229 257H230V254H229ZM249 257H252V258L249 259ZM152 258H154V260ZM170 258L171 259L173 258L172 259L173 261ZM189 258H191L192 260L191 259L189 260ZM39 259L41 262L39 261ZM220 259H221V261H220ZM54 260H56V261H54ZM176 260H178V261H176ZM179 260L180 261L182 260L185 262L178 263V262H180ZM204 260L206 261V263ZM230 260H231V263H230ZM232 260H233V262H232ZM240 260H242V261H240ZM34 261L36 263H33ZM130 261H131V263H130ZM186 261H188V262H186ZM199 261H200V263H199ZM201 261H203V262H201ZM253 261H254V263H252Z\"/></svg>",
  "mask_w": 264,
  "mask_h": 264
},
{
  "label": "bare ground",
  "instance_id": "bare-ground-1",
  "mask_svg": "<svg viewBox=\"0 0 264 264\" xmlns=\"http://www.w3.org/2000/svg\"><path fill=\"white\" fill-rule=\"evenodd\" d=\"M102 1H103V0H102ZM107 1H108V0H107ZM107 1L105 0V1H103V3L106 2V5L108 6V3H109V2L107 3ZM109 1H110V0H109ZM113 1H115V0H113ZM120 1H121V0H120ZM120 1H119V2H120ZM123 1H124V0H123ZM128 1H130V0H128ZM144 1H146V0H144ZM151 1H154V0H150V2H151ZM155 1H156V0H155ZM165 1H166V0H165ZM170 1H171V0H170ZM174 1H177V0H174ZM174 1L171 2L173 5H172L171 3H169V4H171V6L169 5V7H172V6L175 5V4L173 3ZM182 1H183L185 4L187 3L186 5L189 4V9H191L192 7H195V5L193 6V5L191 4L192 7L190 8V3H189L190 1L188 2V0H186L187 2H185V0H182ZM219 1H220V0H219ZM231 1H232V3L236 2V1H234V0H231ZM233 1H234V2H233ZM251 1H252V0H251ZM54 2H55V1H54ZM66 2H67V0H66ZM124 2H126V0H125ZM137 2H138V1H137ZM137 2H136L135 4H137ZM156 2H159V0L156 1ZM162 2L164 3V0H162ZM162 2H161V3H162ZM177 2H180V4L182 3L180 0L177 1ZM177 2H176V3H177ZM196 2H197V1H196ZM206 2H207V1H206ZM206 2H205V3H206ZM209 2H210V1H209ZM225 2H226V1H224V0L221 2V3H222L221 5L225 6L224 9L226 8V5H225L226 3H225ZM57 3H58V2H57ZM110 3H111V2H110ZM114 3L116 4L117 2L115 1ZM122 3H123V2H122ZM122 3H120V4H122ZM129 3H131V1L127 3V8H129L128 6H130L133 2H132L131 4H129ZM141 3H142V2H141ZM145 3H146V2H145ZM194 3H195V2H194ZM194 3H193V4H194ZM197 3H198V2H197ZM223 3H224V4H223ZM232 3H231V5H232ZM236 3H238V2H236ZM236 3H235V7L237 8ZM248 3H249V2H247L246 4H248ZM253 3H254V1H253ZM5 4H6V3H5ZM28 4H29V2H28ZM65 4H66V3H64V5H63V2L61 3V1H60V3H58V4L55 3L54 6H56V5L66 6ZM86 4H87V3H86ZM128 4H129V5H128ZM148 4H149V3H148ZM148 4L146 3V5H148ZM167 4H168V3H167ZM167 4H166V5H167ZM180 4H179V6H180ZM198 4H200V3H198ZM206 4H207V3H206ZM217 4L219 5L220 3L217 2ZM21 5H22V4H21ZM30 5H31V4H30ZM69 5H70V4H69ZM87 5H88V6H87ZM87 5H86L87 7H90L89 2H88ZM99 5H100V4H98L96 7H98ZM103 5L105 6V4H103ZM122 5H124V4H122ZM132 5H133V4H132ZM143 5H144V3H143ZM181 5H182V7H181V6H180L181 8L179 7V9H180V11H181V12H179V14H181V13L183 12V11H182V8H183L184 5H183V3H182ZM210 5L212 6V2H211ZM221 5H220V6H221ZM231 5H229V6H231ZM240 5H244V6H245V3L242 2V4H240ZM35 6H36V5L34 4V8H35ZM91 6H92V5H91ZM175 6H176V5H175ZM207 6H208V5H207ZM211 6H210V8H209L210 10H211ZM220 6H219V9H217V10H216V8H218V7H215V10H216V11L220 10L219 12H221V11H222L221 9H222L223 6L221 7V9H220ZM232 6H233V8L235 9L234 5H232ZM232 6H231L230 8H232ZM249 6H250V5H249ZM252 6H253V5H252ZM25 7H26V6H25ZM29 7L31 8L32 6H29ZM116 7L122 9V7H124V6H122V7L119 6V7H118V6L116 5ZM132 7H133V6H132ZM132 7L130 6V9H131ZM139 7H140V6H139ZM158 7H159V10H160V6H157V8H158ZM163 7H164V6L161 7L162 10H161L160 12L162 13V11H163V12H164L163 14L165 15V13H168V12H165V11L163 10ZM167 7H168V5L166 6V8H167ZM177 7H178V6H177ZM184 7H185V6H184ZM201 7H202V6H201ZM201 7H200V8H201ZM208 7H209V6H208ZM32 8H33V7H32ZM55 8H57V7H55ZM90 8H91V7H90ZM90 8H89V10H87V8L85 9V7L83 8V10H84V12H83V16H84L85 14H86V15L88 14V12L91 10ZM100 8H101V6H100ZM104 8H105V7H104ZM106 8H108V9H107V10L104 9V11L108 12L109 7H106ZM117 8H116V9H117ZM173 8H174V7H172V9H173ZM202 8H203V7H202ZM233 8L230 9V10H231L230 12H232V11L234 10ZM238 8H241V7H239V5H238ZM59 9H60V8H59ZM59 9H58L59 12H60L61 10H63L62 8H61L60 10H59ZM65 9H67V7H66ZM101 9H102V8H101ZM114 9H115V7H114ZM116 9H115V10H116ZM120 9H119V10H120ZM123 9H125V8H123ZM123 9H122V10H123ZM134 9H135V8H134ZM134 9H133V8L131 9L133 15H135L134 12H133ZM154 9H156L155 5H154ZM167 9L169 10L170 8H167ZM167 9H166V10H167ZM172 9H170V11H171ZM174 9H175V8H174ZM183 9H184V8H183ZM186 9H187V8L184 9V12H185V13H184L183 15H185L186 12L188 11L187 14H188V13H191V14L189 15V18L192 17V19H190V21L192 22L193 19H194V21H195V22L193 21V23H190V21L187 20V23L189 22L190 25L194 24L195 29H196L197 27H199V25L201 26L202 19L205 20V19H204L205 17H203V16H205V14L202 15V18L199 16V13H200V15H201L202 12H201V9H200V12H198V10H199L198 5H196V7H195L194 10H193V8H192V9H191L192 11H190V12H189V9H188V10H186ZM33 10H34V9H33ZM85 10H87V11H85ZM115 10H114V12H113V10H112V14H115V13L118 12V9H117V11H115ZM141 10H142V9H141ZM156 10L159 11L158 9H156ZM168 10H167V11H168ZM213 10H214V9H213ZM235 10H236V9H235ZM235 10H234V11H235ZM263 10H264V9H263ZM27 11H28V9H27ZM35 11H36V10H35ZM63 11H64V10H63ZM81 11H82V10H81ZM100 11L102 12V10H100ZM143 11H144V10H143ZM154 11H155V10H154ZM154 11H153V12H154ZM157 11H156L155 13H157ZM202 11H203V13H206V12H204L205 9L202 10ZM228 11H229V10H228ZM24 12H25V11H24ZM28 12H29V11H28ZM28 12H26V13H28ZM59 12H58V13H59ZM65 12H66V10H65ZM86 12H87V13H86ZM101 12H99V15H100ZM106 12H105V13H106ZM119 12H121V14H122V13L125 14V13L122 12V11H119ZM153 12H152V13H153ZM173 12H174V11H172V13H173ZM175 12H178V9H177ZM207 12H208V10H207ZM214 12H215V11H213V13H214ZM223 12L225 13L224 10H223ZM223 12H222V14L224 15ZM51 13H52V14L54 13V15H55V12H54V11H52ZM60 13H61V12H60ZM62 13H63V12H62ZM62 13H61V14H62ZM81 13H82V12H81ZM84 13H85V14H84ZM89 13H90V12H89ZM96 13H97V12H96ZM96 13H95V14H96ZM102 13L104 14V12H102ZM102 13H101V14H102ZM109 13L111 14L110 11H109ZM139 13H140V12H139ZM143 13H144V12H143ZM161 13H160V14H161ZM28 14H29V13H28ZM32 14H34V13H32ZM61 14H60V16H61ZM65 14H66V13H65ZM92 14H93V15H92ZM95 14L91 12V15L88 14V16H89V15L92 16V18H91V17H90V18L93 19V18H95V17H93ZM107 14H108V13L104 14V16H107ZM110 14H108V16H110ZM121 14H119L118 16L120 17ZM140 14H141V13H140ZM140 14H139V15H140ZM169 14L171 15V13H169ZM187 14H186V15H187ZM210 14H212V13L210 12ZM222 14H221L220 16H222ZM56 15H57V14H56ZM99 15H98V17H100ZM115 15H116V14H115ZM115 15H114V16H115ZM131 15H132V14H131ZM154 15H155V14H154ZM154 15H151V17L154 16ZM158 15H159V14H158ZM158 15H156V16H157V17H161V16H158ZM167 15H168V14H167ZM167 15H166V16H167ZM170 15H169V17H170ZM186 15H185V16H182V18L184 17V18L186 19ZM207 15H208V13H207ZM215 15H216V13H215ZM32 16H33V15H32ZM58 16H59V15H58ZM62 16H63V15H62ZM62 16H61V18H62ZM65 16H66V15H65ZM83 16H80V15H79V17H82V19H84ZM88 16H85V17L88 18ZM104 16H103V18H105V20H106L107 18L104 17ZM171 16H172V15H171ZM190 16H191V17H190ZM208 16H209V15H208ZM212 16H213V15H212ZM217 16L220 17L218 14H217ZM27 17H28V16H27ZM27 17H26V19H27ZM130 17H131V16H130ZM157 17H155V18L153 17L155 20L152 19V21H155V23H156L157 21H158V23L161 22ZM169 17L167 16L166 19H167V18L169 19ZM180 17H181V15H180ZM180 17H178V18H180ZM23 18H25V17H23ZM49 18H50V17H49ZM87 18H85V19L87 20ZM103 18L101 17V21H100V19H98V20H99L98 23H101L102 21L104 22ZM108 18H109V17H108ZM163 18H164V16H163ZM178 18H176V19L173 18V19H174V20H177ZM187 18H188V17H187ZM200 18H201V19H200ZM208 18H209V17H208ZM208 18H207V19H208ZM214 18H215L214 20L218 19L216 16H214ZM26 19H23V20H25V21L23 22V23H25V24L27 23L28 20H30V19H27V21H26ZM62 19H63V18H62ZM64 19H66V18H64ZM80 19H81V18H80ZM82 19L80 20V24H81L83 21H84V23H85V21H86L85 19L82 21ZM88 19H89V18H88ZM91 19H89V21H90V24H89V25H91L92 22L94 21V19H93V20H91ZM113 19H114V17H112V21H113ZM116 19H117V18H116ZM136 19H137V18H136ZM138 19H142V20H144V18H138ZM148 19H149V18H148ZM156 19H158V20H156ZM161 19H162V18H161ZM170 19H172V17H170ZM185 19H182V20H183V23H184ZM212 19H213V17H212ZM45 20H46V19H45ZM45 20H44V21H45ZM47 20H48V19H47ZM47 20H46V21H47ZM95 20H97V19L95 18ZM108 20H111V19L109 18ZM108 20H106V21H108ZM146 20H147V18H146L145 21H144L145 23L148 22V21H146ZM182 20H180L181 22H178V24L181 23V24H182L181 26L183 27V26H185L186 24L183 25ZM219 20H221V19H219ZM224 20H225V19H224ZM51 21H52V20H51ZM62 21H63V20H62ZM76 21H77V20H76ZM76 21H75V24H77V27H79V26H78V25H80V24H78L79 21H78L77 23H76ZM81 21H82V22H81ZM140 21H141V20H140ZM60 22H61V21H60ZM64 22H66V21H64ZM86 22H87V21H86ZM117 22H118V21H117ZM122 22H124V21L122 20ZM131 22L134 23L133 21H131ZM142 22H143V21H142ZM163 22H165V21L163 20ZM163 22H161L160 24L162 25ZM168 22H169V21H168ZM168 22H167V23H168ZM204 22H205V21H204ZM211 22H212V20H211ZM211 22H210V25H209L208 23H205V25H206V26H205L204 23H203L202 26L208 27V29H206V30L208 31V30L210 29V26H211V28H212L213 26H215V24L218 22V20L215 21V24H214L213 26L211 25V24H212ZM213 22H214V21H213ZM29 23H30V21H29ZM45 23H47V22H45ZM50 23H53V22H50ZM84 23H83V24H84ZM94 23H95V21H94ZM113 23H115V22L113 21ZM135 23H136V22H135ZM135 23H134V24H135ZM145 23H144V24H145ZM152 23H154V22H149L150 25H151ZM165 23H166V22H165ZM165 23H164V24H165ZM169 23H170V22H169ZM169 23H168V24H169ZM172 23H173V22H172ZM185 23H186V22H185ZM189 23L187 24V26H188V31H183V33L186 34L185 38H183V40H179V41H183L184 43H185V41H187V43H188V41H189L190 44H189V45L186 44V45H184V46L188 47V46L191 45L192 48H193V47H195V46L197 45V42H198V41H197V42H195V41H196L197 38L200 36V35L197 36V34H198L197 32H198V31L200 32V30L202 31L203 28H202V29L199 28V30L196 29L197 31H194L193 28H192V27H194V26L189 27ZM218 23H219V22H218ZM221 23H224V21L221 22ZM225 23H226V22H225ZM225 23H224V25H225ZM27 24H28V23H27ZM27 24H26V25H27ZM83 24H81V26H82ZM85 24H87V23H85ZM96 24H97V23H96ZM142 24H143V23H142ZM149 24H147V25L149 26ZM156 24H157V23H156ZM23 25H24V24H23ZM28 25H29V24H28ZM30 25L32 26V23H30ZM42 25H43L44 27L46 26V27L48 28L49 23H47V25H46V24H42ZM42 25H41V26H42ZM99 25H100V24H99ZM99 25L97 24V29H98V26H99ZM116 25H117V24H116ZM169 25H170V24H169ZM216 25H218V24H216ZM219 25H220L221 27H223L221 24H219ZM219 25H218V30H221L222 28L219 29V28H220ZM50 26H51V24H50ZM81 26H80L79 28H81L82 30L79 29V30H80V31H79L78 28L75 26V27L73 28V30H74L73 32L76 33V29H77V31H79V32H80V35H81V32H84L85 29H86V28L84 27L85 29L83 30V26H82V27H81ZM84 26H85V25H84ZM86 26H87V28H88V25H86ZM136 26H137V24H136ZM153 26H154V25H153ZM181 26H180V27H181ZM187 26H185V27L187 28ZM202 26H201V27H202ZM7 27H8V24H7ZM7 27H6V28H7ZM15 27H16V25H15ZM15 27H14V28H15ZM18 27H20V26L18 25ZM44 27H43V28H44ZM60 27H61V25H60ZM62 27H63V26H62ZM109 27H110V26H109ZM109 27H108V28H109ZM141 27H142V26H140V29H141ZM143 27H144V26H143ZM156 27H157V25H156ZM161 27H163V26H161ZM161 27H159V28H161ZM168 27H170V26H168ZM172 27H173V29H172ZM172 27H171V28H168V29H164V30H168V31L165 32V31L163 30L161 33H164V32H165V34H166V33H168V32H170V33L173 32L172 34H174V31L171 32L170 29L174 30L176 26H173V25H172ZM182 27H181V29H182ZM205 27H204V29H203L204 31H206V30H205ZM225 27H227V26H225ZM225 27H224V28H225ZM12 28H13V27H12ZM20 28H21V27H20ZM41 28H42V27H41ZM75 28H76V29H75ZM154 28H155V27H154ZM213 28H214V27H213ZM22 29H23V27H22ZM49 29H50V28H49ZM61 29H63V28H61ZM90 29H91V30H86V31H90V32H91L92 29H94V28H93V27H92V28L90 27ZM99 29H100V27H99ZM155 29H156V28H155ZM176 29H177V27H176ZM183 29H185V28L183 27ZM2 30H3V29H2ZM4 30L6 31V29H4ZM7 30L9 31V28H8ZM12 30H13V29H11L10 33L13 32ZM24 30H25V29H24ZM31 30H32V29H31ZM143 30H144V28H143ZM169 30H170V31H169ZM185 30H186V29H185ZM218 30L216 29V32H217ZM236 30H237V29H236ZM8 31H6V32H8ZM93 31H94V30H93ZM93 31H92V32H93ZM177 31H179V30L177 29V30L175 31V33H176ZM213 31H214V30H213ZM224 31H225V32H224ZM79 32H77V33L79 34ZM94 32H95V31H94ZM195 32H196L197 34H196ZM210 32H211V31H210ZM220 32H222V31H220ZM227 32H228V30H227ZM227 32H226L225 29H223V34L226 33L225 35H227ZM201 33H203V32H201ZM205 33H206V32H205ZM205 33H203V34H205ZM218 33H219V32H218ZM218 33H217V34H218ZM0 34H1V33H0ZM48 34H49V33H48ZM78 34H77V36H78ZM82 34H83V36L86 35V34L92 35V33H88V32H86V34H84V33H82ZM165 34H164V35H165ZM177 34H178V32H177ZM179 34H180V33H179ZM179 34H178V35H179ZM206 34H209V32L206 33ZM211 34H212V33H211ZM211 34H209V36H206L208 39H207V40L204 39V40H206L205 42H207V41L209 42V41L214 40L213 38L210 39V38L212 37ZM219 34H220V33H219ZM219 34H218V36H219ZM9 35H10V34H9ZM9 35L6 36V38L8 37V40H9L8 42H10V41L13 42V40L15 41V39L13 38V36H12V38H11V36H10V38H9ZM72 35H73V34H72ZM80 35H79V36H80ZM95 35H96V34H95ZM167 35H169V33H168ZM178 35H177V36L175 35L176 38H177L176 41H175V38H174V36H173V40H174L176 43H177V41H178ZM180 35H181V34H180ZM180 35H179V36H180ZM24 36H25V35H24ZM73 36H74V35H73ZM77 36H75V37H76L78 40H80L79 37H77ZM165 36H166V35H165ZM171 36H172V35H171ZM181 36H183V35H181ZM181 36H180L179 38L182 39ZM210 36H211V37H210ZM221 36H222L223 38L226 37V36H223V35H221ZM14 37H15L17 40H18V39L20 40V38L18 37V35H17V36H14ZM17 37H18V38H17ZM35 37H36V36H35ZM84 37H85V36H84ZM86 37H87V35H86ZM86 37H85V38H86ZM88 37H90V36H88ZM92 37H93V35H92ZM151 37H152V36H151ZM169 37H170V36H169ZM188 37H189V38H188ZM200 37L203 39L205 36H200ZM24 38H26V37H23V41L20 40V42L22 41L21 44H23V45H25V44L23 43L24 40H25ZM62 38H63V37H62ZM72 38H73V37H72ZM72 38H71V39L68 38L69 41L72 40ZM85 38H84V39H85ZM170 38H171V37H170ZM11 39H12V40H11ZM38 39H39V38H38ZM50 39H51V38H50ZM60 39H61V38H60ZM68 39H67V40H68ZM74 39H75V38H74ZM89 39H92V38L90 37ZM89 39L87 38V40H89ZM96 39H97V37H96ZM209 39H210V40H209ZM218 39L220 40L221 38H220V37H219V38L217 37V40H218ZM226 39H227V37H226ZM4 40H5V39H4ZM19 40H18V41H19ZM58 40H59V39H58ZM75 40H76V39H75ZM87 40H85V41H87ZM127 40H128V39H127ZM127 40H126V41H127ZM130 40H132V38H131ZM130 40L126 42L127 44L123 43V44L126 45V48H127V49H128V46L131 45V41H130ZM151 40H152V39H151ZM154 40H155V39H154ZM166 40H167V39H166ZM184 40H185V41H184ZM223 40H224V39H223ZM34 41H35V40H34ZM85 41L83 42V40H82L83 45H84ZM162 41H164V40H162ZM162 41H161V43H162ZM169 41H170V40H169ZM214 41H215V40H214ZM220 41H221V40H220ZM8 42L6 41L5 44L8 43ZM66 42H67V41H66ZM66 42H65V44H66ZM79 42H80V41H79ZM79 42H78V43H79ZM82 42H81V44H82ZM87 42H88V41H87ZM128 42H129L130 45H128ZM183 42H181V43H183ZM208 42H207L206 44L203 42V46L206 47L207 49H209L210 51H211L212 49L214 50L215 47L211 49V45H210ZM212 42H213V41H212ZM218 42H219V41H218ZM227 42H228V41H227ZM10 43H11V42H10ZM16 43H18V45H17ZM16 43H15L16 45H14V43H11V44H13V45L15 46V48H16L17 50L15 49L14 51H17L16 53H18V51L20 52V50H21V49H20V46H19L20 43H19V42H16ZM31 43H32V42H31ZM56 43H57V42H56ZM58 43H59V42H58ZM58 43H57V45L55 44L57 47L59 46ZM60 43H61V42H60ZM71 43H72V42H71ZM88 43L90 44V41H89ZM94 43H97V41H95ZM118 43H119V41H118ZM157 43H158V42H157ZM159 43H160V42H159ZM163 43H164V42H163ZM179 43H180V42H179ZM219 43H220V42H219ZM219 43H217V45H218ZM225 43H226V42H225ZM225 43H223V44H224V45H227V43H226V44H225ZM63 44H64V43H63ZM79 44H80V43H79ZM79 44H78V47H82V45L80 46ZM13 45H12V46H13ZM67 45H70V44L68 43ZM85 45H87V44H85ZM116 45H117V44H116ZM118 45H119V44H118ZM118 45H117V46H118ZM154 45H155V44H154ZM159 45H160V44H159ZM161 45H163V44H161ZM161 45H160L159 47H161ZM165 45H166V43H165ZM165 45H164L163 47H165ZM168 45H169V44H168ZM201 45H202V44H201ZM201 45H198V46L201 47ZM213 45H216V42H215ZM213 45H212V46H213ZM217 45H216V46H217ZM7 46H8V48H9V44H8V45L6 44V47H7ZM16 46H18V47H16ZM60 46H61V45H60ZM60 46H59V47H60ZM87 46H88V48L85 49L86 52L88 51L89 48L92 47L91 45H90L91 47H90L89 45H87ZM87 46H85V47H87ZM94 46H95V44H94ZM119 46H120V45H119ZM137 46H138V45H137ZM144 46H145V45H144ZM147 46H148V45H147ZM149 46H150V44H149ZM184 46H183V47H184ZM219 46L222 47V44H221V45L219 44ZM219 46H217V47H219ZM51 47H52V48H51ZM51 47H50V48L48 47L49 50H51V51L53 50V48H55V50H56V48H57V47H55L54 45H51ZM138 47H141V45L138 46ZM142 47H143V46H142ZM142 47H141V48H142ZM145 47H146V46H145ZM170 47H171V46H170ZM186 47H185V48H186ZM12 48L14 49V47H12ZM37 48H38V47H37ZM61 48H64V47L61 46ZM61 48H60V49H61ZM71 48H72V47H71ZM82 48H83V47H82ZM126 48H125V49H126ZM132 48H133V46H132ZM161 48H162V47H161ZM166 48H167V47H166ZM177 48H178V47H177ZM177 48H176V49H177ZM188 48L190 49V47H188ZM195 48H196V47H195ZM195 48H193V49H195ZM206 48H204V50H205ZM226 48H227V47H226ZM9 49H11V48H9ZM18 49H20V50H18ZM57 49H58V48H57ZM72 49H73V48H72ZM117 49H118V48H117ZM127 49H126V50H127ZM136 49H137V48L135 47V48H134L135 51L133 50V51H134L133 53H136V54H137V53H139L140 51H142V49H141V50H140L139 48H138V50H136ZM143 49H144V48H143ZM168 49H169V48H168ZM172 49H173V47H172ZM174 49H175V48H174ZM178 49H179V48H178ZM178 49H177V50H178ZM207 49H206V52L208 51ZM220 49H221V48H220ZM11 50H12V49H11ZM22 50H23V49H22ZM55 50H54V52H55ZM65 50H66V51H65ZM69 50H70V49H69ZM69 50H68V51H69ZM139 50H140V51H139ZM160 50H162V49H160ZM169 50H170V49H169ZM195 50H196V49H195ZM215 50H216V48H215ZM218 50H219V49H218ZM225 50L228 51L227 49H225ZM14 51H13V52H14ZM51 51H49V53H50ZM57 51L60 52V50H57ZM64 51L67 53V56H68V54H69V56H70V53L67 52V49H66V48H64V50H63V54H64ZM93 51H94V50H93ZM127 51H128V53H129V50H127ZM137 51H139V52H137ZM163 51H164L166 54H167V53H168V54H171L169 51L167 52V51L165 50V48H164ZM175 51H176V50H175ZM184 51H185V49H184ZM186 51H187V50H186ZM186 51H185V52H186ZM196 51H197V53H199L198 51H201V48H200V49L197 48ZM216 51H217V50H216ZM216 51H215V52H216ZM226 51H225V52H226ZM9 52H10V51H9ZM9 52H8V54H9ZM42 52H43V51H42ZM54 52L52 51V52L50 53V54H51L50 58L52 57V55H53L52 53H54ZM77 52H78V51H77ZM86 52H85V53H86ZM164 52H163V54H165ZM181 52H183V51H181ZM181 52H180V53H181ZM188 52H189V54H191L190 52H192V51L188 50ZM203 52H204V51H203ZM223 52H224V51H223ZM56 53H57V52H56ZM66 53H65V55H66ZM82 53H84V52H82ZM85 53H84V54H85ZM88 53H89V52H88ZM92 53H93V52H92ZM142 53L144 54L143 57H144L146 63H147L146 60H150V61H152V60H153L152 58H154L153 62H155V59H156V58H157L156 61L158 60V57H156V58H155V57L150 58L151 56H150V51H149V50H146L145 53H144V52H142ZM142 53H139V55L142 54ZM172 53H173V56H174L175 54L178 55V56H180V57H181V55L183 56V54L179 55L180 53L178 52V53H179V54H178L177 51H176V52L173 51ZM174 53H175V54H174ZM194 53L197 54L196 52H192V54H194ZM217 53H218V51L216 52V54H217ZM14 54H15V53H14ZM21 54H23V51H22ZM57 54H59V55H58V59H61V58L64 59V58H65V57H63V56H64L63 54H61L62 57H59V56H60V53H57ZM57 54H56V55H57ZM80 54H81V53H80ZM136 54H134V55H136ZM168 54H167L166 56H167V57L169 58V60L171 61V56H172V55H168ZM195 54H194V55H195ZM201 54H202V52H201ZM209 54H210V52L207 53V55H209ZM211 54H212V53H211ZM223 54H224V53H223ZM11 55H12V54H11ZM11 55L9 54V56H11ZM18 55L20 56V53H19ZM56 55H55V56H56ZM71 55H72V54H71ZM78 55H79V54H78ZM82 55H83V54H82ZM86 55H87V54H85V56H86ZM89 55H90V54H89ZM127 55H128V54H127ZM184 55H185V54H184ZM203 55H204V53H203ZM213 55H214V54H213ZM6 56H7V54H6ZM21 56H22V55H21ZM21 56H20V57H21ZM55 56H54V58H55ZM83 56H84V55H83ZM87 56H88V55H87ZM152 56H153V54H152ZM154 56H155V55H154ZM169 56H170V57H169ZM173 56H172V57H173ZM178 56H177V57L175 56V57H176L175 60H176V59L178 60ZM186 56H187L188 58H187ZM222 56H223V55H222ZM13 57H14V56H13ZM40 57H41V56H40ZM42 57H43V56H42ZM70 57H71V56H70ZM88 57H89V56H88ZM88 57H87V58H88ZM90 57H91V55H90ZM136 57H137V56H136ZM136 57H135V58H136ZM143 57H142V58H143ZM180 57H179V58H180ZM195 57H196V56H195ZM195 57L192 59L190 56L187 55V52H186L185 57L183 56L184 59L187 58V59H185L186 62H185V61L183 62L182 60H184V59L181 57L182 60H180V61L183 62V63H181V62H179V61H175V62H177V66H178V67H177V66H176V67H175V66H174V67L171 66V67L174 68V69L172 68V74L174 73L173 71H175V68L178 69V71L176 70L175 73L178 72V77H177V78H179V79L181 80V82L183 83V86H185V89H186V87H187L188 89H191L192 86H193V83H194L196 80H198V78L200 77V75H202V74L204 75V72L208 73V72H211V71L216 70V68H215V69L213 68V70L211 69V71H210V69H209L210 67H214V66H211V65L214 63V62H213L214 60L211 61V63H210V62H209L210 60L206 59V61L208 60V63L206 62L207 64L204 65V66H206V67H202V63L204 64L205 61H204V62H201L202 60H198L199 58L195 59ZM204 57H207L206 54H205ZM214 57H215V56H214ZM214 57H213V58H214ZM223 57H224V56H223ZM6 58H8V57H6ZM9 58H10V57H9ZM29 58H30V57H29ZM56 58H57V56H56ZM56 58H55V59H56ZM82 58H83V57L81 56V59H82ZM87 58H86V59H87ZM123 58H124V56H123ZM149 58H150V59H149ZM173 58H174V57H173ZM173 58H172V59H173ZM189 58H191V59L188 60ZM207 58H208V57H207ZM209 58H212V57H209ZM58 59H57V63H59L60 61L62 62V60H59V62H58ZM78 59H79V57H78ZM78 59H77V60H78ZM83 59H84V58H83ZM136 59H138V58H136ZM161 59H162V58H161ZM221 59H222V58H221ZM235 59H237V58L235 57ZM10 60H11V59H10ZM24 60H25V59H24ZM41 60H42V59H41ZM50 60H51V59H50ZM71 60H72V59H71ZM79 60H80V59H79ZM88 60H92V59H87L86 61H88ZM187 60H188V61H187ZM203 60H204V59H203ZM227 60H230L229 62L232 63L231 59H227ZM227 60L225 59L224 63H226ZM232 60H233V63L236 64V62H234V59H232ZM237 60H239V59H237ZM67 61H68V59H67ZM80 61H81V60H80ZM163 61H164V60H163ZM166 61H168V60H166ZM216 61H217V59H216ZM240 61H241V60H240ZM8 62H10L9 59H8V61L5 62V63H8ZM51 62H52V61H51ZM64 62H65V61H64ZM64 62H63V63H64ZM69 62H70V59H69ZM71 62H72V61H71ZM82 62H83V61H81V63H82ZM90 62H91V61H90ZM168 62H169V61H168ZM171 62H172V61H171ZM219 62L222 63L223 61L220 60ZM219 62H217V63H219ZM237 62H238V61H237ZM241 62H242V61H241ZM3 63H4V61H2V64H0V65H3ZM84 63H85V60H84ZM87 63H89V61H88ZM87 63H86V64H87ZM155 63H156V62H155ZM157 63H159V62H157ZM157 63H156V64H157ZM160 63H162V62H160ZM160 63H159V64H160ZM172 63H174V62H172ZM209 63H210V64H209ZM217 63H215V64H213V65H215L216 67H220V68H221L222 66H227V65L229 64V63L227 62V65L224 64V63H223L224 65H223V64L220 65V63L217 65ZM231 63H230V64H231ZM233 63H232V64H233ZM239 63H240V62H239ZM9 64H10V63H9ZM54 64H55V63H54ZM73 64H74V61H73ZM86 64H85V66H86ZM93 64H94V63H93ZM142 64H143V63H142ZM230 64H229V65H230ZM232 64L230 65V67L232 66ZM235 64H233V66H232L231 68H230V67H229V68L227 67V68H226L227 71H225L226 69H225V70H222V71H219V69H217L216 72H217L218 80H217L216 82H218V83L220 84V86H221V84H222V86L224 87L225 84H226L228 81H231V80H229L230 76H231V78H232V75H233V74H234V76H235V74H236V76L239 75V74H238L239 71H240L239 73H243L244 71H246L245 73H249V72H247V69L245 70V69L243 68V66H242V68H243V69H242V72H241V69H239V66L237 67V68L239 69V71H237L238 69L235 68V67H236ZM60 65L63 66L62 63H61ZM79 65L82 66V65H84V64H83V63H82V64H78V62H77L76 67L79 66ZM90 65H91V63H90ZM163 65H164V64H163ZM170 65H171V64H169V66H170ZM175 65H176V63H175ZM207 65H209L210 67L207 66ZM219 65H220V66H219ZM229 65H228V66H229ZM234 65H235V66H234ZM239 65H240V64H239ZM28 66H29V65H28ZM58 66H59V65H58ZM74 66H75V65H74ZM87 66H89V65H87ZM118 66H119V65H118ZM155 66H156V65H155ZM155 66H154V67H155ZM159 66H160V65H159ZM166 66H167V65H166ZM166 66H165V68H166ZM29 67H30V66H29ZM82 67L84 68V66H82ZM82 67H79V68H82ZM89 67H90V66H89ZM147 67H148V66H147ZM156 67H157L158 70H159V67H158V66H156ZM167 67H168V66H167ZM240 67H241V65H240ZM6 68H8V67H5V69H6ZM23 68H24V66H23ZM58 68H61V66L58 67ZM69 68H70V67H69ZM77 68H78V67H77ZM79 68H78V70H79ZM83 68H82V69H83ZM87 68H88V67H87ZM120 68H123V66H122V67L120 66ZM152 68H153V67H152ZM152 68H151V69H152ZM204 68H205V69H204ZM223 68H225V67H222L221 69H223ZM261 68H262V67H261ZM117 69H118V68H117ZM166 69H168V68H166ZM221 69H220V70H221ZM3 70H4V69H3ZM45 70H46V69H45ZM62 70H64V69L62 68ZM62 70H60V71H62ZM119 70H120V69H119ZM153 70H154V69H153ZM170 70H171V69H170ZM243 70H244V71H243ZM4 71H5V70H4ZM36 71H37V70H36ZM72 71H73V70H72ZM120 71H121V70H120ZM224 71H225V72H224ZM260 71H261V70H260ZM2 72H3V71H2ZM53 72H54V71H53ZM70 72H71V71H70ZM82 72H83V71H82ZM149 72H150V71H149ZM159 72H162L161 69L159 70ZM67 73H68V72H67ZM79 73H80V72H79ZM79 73H78L77 75H79ZM119 73H120V72H119ZM245 73H244V74H245ZM250 73H251V72H250ZM43 74H44V73H43ZM72 74H75V73H71V75H72ZM121 74H122V73H121ZM146 74H147V73H146ZM151 74H153V73H151ZM160 74H162V73H160ZM64 75H65V74H64ZM66 75H67V74H66ZM124 75H125V74H124ZM203 75H202V76H203ZM209 75H210V74H209ZM247 75H250V74H247ZM251 75H252V74H251ZM62 76H63V75H62ZM119 76H120V75H119ZM162 76L165 78L164 75H162ZM196 76H198V78L195 79ZM206 76H207V75H206ZM210 76H211V75H210ZM212 76H213V75H212ZM236 76H235V78H236ZM245 76H246V75H244V77H245ZM65 77H66V76H65ZM124 77H125V76H124ZM149 77H150V76H149ZM208 77H209V76H208ZM208 77H207V78H208ZM242 77H243V76H242ZM66 78H68V77H66ZM159 78H160V77H159ZM166 78L168 79V77H166ZM166 78H165V79H166ZM177 78H175V79L173 78V79L175 80V82H176ZM200 78H201V77H200ZM203 78H204V76H203ZM209 78H210V77H209ZM214 78L217 79L216 77H214ZM233 78H234V77H233ZM55 79H56V78H55ZM68 79H69V78H68ZM123 79H124V78H123ZM145 79H148V78H145ZM156 79H157V77H156ZM165 79H164V80H165ZM237 79H239V82H240L242 78L240 79V75H239V78H236V80H237ZM247 79L249 80V77H247ZM47 80H49V79H47ZM56 80H57V79H56ZM168 80H169V79H168ZM168 80H167V81H168ZM210 80H211V79H210ZM233 80H235V79H233ZM236 80H235V81H236ZM248 80H247V81H248ZM36 81H37V80H36ZM153 81H154V80H153ZM153 81H152V82H153ZM211 81H213V79H212ZM214 81H215V80H214ZM219 81H220L221 83H220ZM243 81H244V80H243ZM243 81L241 82V84L243 83ZM247 81H246V78H245V81H244V82L248 83ZM114 82H115V81H114ZM145 82L147 83L148 81L145 80ZM181 82H180V85H181V87H182ZM198 82H199V81H198ZM222 82H223V83H222ZM25 83H26V82H25ZM59 83H60V82H59ZM71 83H72V82H71ZM153 83H154V82H153ZM169 83H170V81H169ZM169 83H168V82L166 83L168 87L171 85V84L169 85ZM214 83H215V82H214ZM214 83H213V86H214ZM231 83H232V82H231ZM255 83H257V82H255ZM27 84H28V83H27ZM27 84H26V85H27ZM55 84H56V83H55ZM72 84H73V83H72ZM123 84H124V83H123ZM166 84H165V85H166ZM174 84H175V83H174ZM176 84H177V83H176ZM194 84H195V83H194ZM196 84H197V83H196ZM223 84H224V85H223ZM232 84H234V83H232ZM243 84H244V83H243ZM121 85H122V84H121ZM131 85H132V83H131ZM161 85H162V84H161ZM177 85H178V84H177ZM198 85H199V84H198ZM227 85L229 86V85H231V84L228 83ZM239 85H240V83H239ZM239 85H238V83H236V84H235L236 87H235L234 89H232V91H231V89H230V93H232V97H233V102H237L238 100H240V98H239V97H240V91H239V90L242 89V88H240ZM251 85H252V84H251ZM254 85H255V84H254ZM21 86H22V85H21ZM44 86H45V85H44ZM117 86H118V85H117ZM129 86H130V85H129ZM152 86H154V85H150L151 90L153 91V88H155V86H154L153 88H152ZM172 86H174V85L172 84ZM232 86H233V85H232ZM232 86H231V88L234 87V86H233V87H232ZM252 86H253V85H252ZM256 86H257V85H256ZM23 87H24V86H23ZM66 87H67V86H66ZM148 87H149V86H148ZM210 87H211V86H210ZM215 87H216V88H215V90H216V89H217V86H215ZM223 87H222V88H223ZM241 87H242V86H241ZM245 87H246V85H245ZM116 88H117V87H116ZM126 88H128V87H126ZM159 88H160V87H159ZM159 88H158V89H159ZM170 88H171V87H170ZM175 88H177L176 85H175ZM183 88H184V87H183ZM202 88H204V87H202ZM226 88H227V86H226ZM226 88H225V89H226ZM253 88H254V87H253ZM53 89H54V88H53ZM155 89H156V88H155ZM155 89H154V90H155ZM162 89H163V88H162ZM173 89H174V88H173ZM178 89H180V88H177L176 90H178ZM211 89H212V88H211ZM219 89H220V87H219ZM228 89H229V87H228ZM129 90H130V89H129ZM133 90H134V88H133ZM195 90H196V89H195ZM220 90H222V89H220ZM246 90H247V89H246ZM248 90L250 91L249 88H248ZM248 90H247V91H248ZM251 90H253V89H251ZM27 91H29V90L27 89ZM58 91H59V90H58ZM160 91H161V90H160ZM180 91L182 92V90H180ZM186 91H187V90H186ZM189 91L192 92L193 95H195L194 92H193L194 89H192V91H191V90H189ZM217 91H218V90H217ZM224 91H225V90H224ZM224 91H223V92H224ZM226 91H227V90H226ZM247 91H246V92H247ZM127 92H128V90H127ZM133 92H135V91H133ZM133 92H132V93H133ZM147 92H148V89H147ZM154 92H155V91H154ZM154 92H153V93H154ZM162 92H163V94H164V92H165V88H164V91H162ZM169 92H170V91H169ZM187 92H188V91H187ZM190 92H189V93H190ZM206 92H207V91H206ZM128 93H129V92H128ZM130 93H131V92H130ZM132 93H131V94H132ZM142 93H143V92H142ZM150 93H151V92H150ZM157 93H159V92H157ZM165 93H166V95H162L161 97H163V96H167V95L169 94V93L167 94V92H165ZM184 93H185V92H184ZM189 93H188V94H189ZM196 93H197V92H196ZM214 93H215V92H214ZM250 93H253V92H250ZM126 94H127V93H126ZM133 94H134V93H133ZM161 94H162V93H161ZM170 94H171V93H170ZM174 94H176V92H175ZM182 94H183V93H182ZM185 94H187V93H185ZM192 94H191V95H192ZM205 94H206V93H205ZM215 94H218V93L216 92ZM246 94H247V93H246ZM60 95H61V94H60ZM136 95H137V94H136ZM171 95H172V94H171ZM177 95H178V94H177ZM177 95H176V97L179 98ZM183 95H184V94H183ZM202 95H203V94H202ZM229 95H230V94H229ZM244 95H245V93H244ZM132 96H133V95H132ZM132 96H131V97H132ZM142 96H143V95H142ZM145 96H146V95H145ZM154 96H155V95H154ZM216 96H218V95H216ZM219 96H220L221 99L224 98V97L222 98V96H224L223 93H222V96H221V94H219ZM225 96H226V95H225ZM250 96H251V94H250L249 96H247V97H250ZM13 97H14V96H13ZM48 97H49V96H48ZM64 97H65V96H64ZM120 97H121V96H120ZM123 97H124V96H123ZM156 97H157V95L155 96V98H156ZM158 97H159V96H158ZM161 97H160V98H161ZM168 97H169V96H168ZM189 97H190V96H189ZM203 97H204V96H203ZM241 97H242V95H241ZM251 97H252V96H251ZM260 97H261V96H260ZM26 98H27V97H26ZM32 98H33V97H32ZM165 98L167 99V97H165ZM170 98H171V97H169V99H170ZM172 98H173V96H172ZM198 98H199V96H198ZM207 98H208V97H207ZM212 98H213V97H212ZM229 98H230V96H229ZM229 98H228V100H229ZM244 98H245V96H244ZM252 98H253V97H252ZM252 98H250V100H249L250 102H251ZM166 99H165V100H166ZM169 99H168V101H169ZM188 99H189V98H188ZM204 99H205V98H204ZM215 99H219V98L217 97V98H215ZM242 99H243V98H242ZM242 99L240 100L241 102L244 101V100H242ZM125 100H126V99H125ZM125 100H123V101H125ZM130 100H131V99H130ZM156 100L158 101V99H156ZM156 100H155V101H156ZM159 100H160V99H159ZM163 100H164V99H163ZM163 100H162V101H163ZM165 100H164V101H165ZM180 100H181V98H179L178 102H175V105H176V103H178V105L181 107V106L183 105V103H185V102H183V100H184V101H187V100H185V99H182V102H183V103L181 102V103H182V104H181V103H179ZM194 100H195V99H194ZM199 100H201V99H199ZM202 100H203V99H202ZM202 100H201V101H202ZM207 100H209V99H207ZM223 100H224V99H223ZM253 100H254V98H253ZM253 100H252V102H253ZM36 101H37V100H36ZM46 101H47V100H46ZM153 101H154V98H153ZM155 101H154V102H155ZM160 101H161V100H160ZM176 101H177V100H176ZM196 101H197V100H196ZM224 101H226V100H224ZM224 101H223V102H224ZM247 101H248V100H247ZM37 102H38V101H37ZM63 102H64V101H63ZM125 102H126V101H125ZM132 102H133V101H132ZM143 102H144V101H143ZM165 102L168 103L167 105H170L169 102H167V100H166ZM165 102H164L163 105H165ZM172 102H174L173 99H172ZM191 102H192V101H191ZM191 102H190L189 104L192 105V109H193L194 104H192L193 102H192V103H191ZM203 102H205V101H203ZM207 102H208V103H207V107H206V104H205L206 102L204 103V105H205V107H206L205 109H204V108H201L203 104L201 105L202 102L200 103V105H201L200 108H201V109H204V112H202L201 110H200L201 113L198 112V113H200V115H197V116L200 118V119H198L199 122L202 121L201 119H204L205 117L209 116V115L211 114V113H210L211 110H213V111H214L215 113H217V114H218V113H219V114H222L223 112H221V111H224V112H225V111L228 109L227 106L230 107V104H229V103H232V101H230V102L228 103V105L226 106L225 102L223 103V102L219 99V100H216V101L214 100V102L211 101V102L213 103V105H212V107H211L209 101H207ZM227 102H228V101H226V103H227ZM244 102H246V100H245ZM244 102H242V104H241V103H238V106H239L238 108H240V104L243 105ZM259 102H260V101H259ZM42 103H43V102H42ZM127 103H128V102H127ZM158 103H159V102H158ZM197 103H198V101H197ZM246 103H247V102H246ZM0 104H1V103H0ZM2 104H3V103H2ZM2 104H1V105H2ZM130 104H131V103H130ZM160 104H161V102H160ZM180 104H181V105H180ZM185 104L187 105V107L191 106V105L188 106L187 102H186ZM208 104H209V105H208ZM224 104H225V106H224ZM247 104H248V103H247ZM249 104L252 106L253 103H252V104L249 103ZM249 104H248V105H249ZM258 104H259V103H258ZM6 105H7V104H6ZM43 105H44V104H43ZM143 105H144V104H143ZM167 105H166V106H167ZM178 105H177V106H178ZM198 105H199V104H198ZM234 105H237V104H234ZM248 105H247V106H248ZM2 106H4V104H3ZM72 106H73V105H72ZM208 106L210 107V112L208 111L209 114L207 115V110L209 109ZM232 106H233V104H232ZM251 106H250V107H251ZM149 107H150V105H149ZM149 107H147L146 111H147L148 109H150ZM151 107H152V106H151ZM159 107H160V106H159ZM169 107H171V105H170ZM169 107H168V106L165 107V108H167V112H168V108H169ZM182 107H183V106H182ZM187 107L185 106L184 108L186 109ZM195 107H197V106H195ZM203 107H204V106H203ZM234 107H235V106H234ZM244 107H245V106H244ZM244 107H243V108H244ZM248 107H249V106H248ZM254 107H255V104H253V108H250V110L252 109V110L255 111V108H256V107H255V108H254ZM257 107H258V106H257ZM0 108H1V107H0ZM3 108H4L3 110H5V107H3ZM58 108H59V107H58ZM67 108H68V107H67ZM140 108H141V106H140ZM140 108H139V109H140ZM145 108H146V107H145ZM145 108H144V109H145ZM152 108H156V107L153 106ZM184 108H183V109H184ZM197 108H198V107H197ZM207 108H208V109H207ZM226 108H227V109H226ZM232 108H233V107H232ZM1 109H2V108H1ZM18 109H19V108H18ZM62 109H63V108H62ZM69 109H70V108H69ZM144 109H143V111H144ZM158 109H159V108H158ZM188 109H189V108H188ZM190 109H191V108H190ZM192 109H191V110H192ZM234 109H237V108H234ZM234 109H231V110H234ZM3 110H1V111L3 112ZM6 110H8V109H6ZM11 110H12V109H11ZM13 110H14V109H13ZM13 110H12V111H13ZM20 110H21V109H20ZM30 110H31V109H30ZM65 110H66V108H65ZM160 110H162V108L159 109L158 111H160ZM171 110H173L172 107L169 109V112L172 113V114H169V113H168L167 115H170V116L172 115V117H173V115H176L175 113H177L178 110L174 108V110L177 111V112H174V113H173L174 110H173V111H171ZM193 110H194V109H193ZM193 110H192V111H189V110H188V111H189V112H193ZM198 110H199V108L197 109V111H198ZM231 110H230V111H231ZM237 110H238V109H237ZM240 110H241V108H240ZM242 110H243V109H242ZM252 110H251V111H252ZM257 110H258V109H257ZM8 111H9V113H8ZM8 111H7V114H6V111H5V113H1V112H0L2 115H4V116H2V117H4L3 120L5 119V121H7V120H6V116H7V115L10 116V110H8ZM12 111H11V112H12ZM14 111H15V110H14ZM59 111H60V110H59ZM70 111H71V110H70ZM149 111H151V109H150ZM152 111H154V110H152ZM156 111H157V110H156ZM158 111H157V112H158ZM194 111H195V110H194ZM197 111H196V112H197ZM247 111H249V110H247ZM251 111H250V113H251ZM261 111H262V110H261ZM261 111H260V112H261ZM15 112H16V111H15ZM15 112H14V113H15ZM133 112H134V111H133ZM135 112H136V111H135ZM135 112H134V113H135ZM160 112H161V111H160ZM160 112H158V113H160ZM165 112H166V111H165ZM226 112H227V111H226ZM234 112H235V110H234ZM236 112H237V111H236ZM260 112H259V114H260ZM16 113H17V112H16ZM30 113H31V112H30ZM30 113H28V114H30ZM70 113H71V112H70ZM147 113H148V114H147ZM147 113H145V115H149V112H148V111H147ZM150 113H151V112H150ZM161 113H162V115L164 114L163 111H162ZM178 113H179V112H178ZM215 113H214V114H215ZM250 113L248 112V114H250ZM252 113H253V112H252ZM1 114H0V115H1ZM5 114H6V116H5ZM21 114H22V113H21ZM108 114H110V113H108ZM136 114H137V113H136ZM165 114H166V113H165ZM186 114H187V113H186ZM217 114H216V115H217ZM227 114H228V112H227ZM26 115H27V114H26ZM112 115H113V114H112ZM141 115H142V114H141ZM143 115H144V114H143ZM150 115H151V114H150ZM162 115H161V116H162ZM230 115H231V114H230ZM254 115H255V113H253V116H254ZM257 115H258V114H257ZM8 116H7V119L10 118V117L8 118ZM115 116H116V114H115ZM138 116H139V115H138ZM163 116H164V115H163ZM163 116H162V117H163ZM176 116H177V115H176ZM180 116H181V115H180ZM218 116H219V115H218ZM218 116H217V117H218ZM220 116H221V115H220ZM223 116H225V115L223 114ZM223 116H222V117H223ZM248 116H251V115H248ZM253 116H251V117H253ZM26 117H27V116H26ZM66 117H67V116H66ZM109 117H110V116H109ZM113 117H114V116H113ZM113 117H112V118H113ZM117 117H118V116H117ZM145 117H146L145 120H148V121H149V118L147 119V116H145ZM150 117H151V116H150ZM158 117H159V116H158ZM158 117H157V118H158ZM228 117H229V116H228ZM30 118H31V117H30ZM71 118H72V117H71ZM157 118H155V119L153 118V119H152L153 121L155 120L154 123H155V122L157 123V124H155V125H159L160 123L162 124L163 122L158 123V122H159V119H158V121H157V120H156ZM160 118H161V117H160ZM170 118H171V117H170ZM170 118H169V119H170ZM173 118H174V117H173ZM178 118H179V122L182 121V120H180V117H178ZM178 118L176 117L177 120H178ZM190 118H191V115H190ZM194 118H195V117H194ZM229 118H231V117H229ZM229 118H228V119H229ZM254 118H255V117H254ZM258 118H259V116H258ZM114 119H115V120H114ZM114 119H112V121L114 120V121H115V124H114V125H117L118 122H116V120L119 121V118L116 119V117H115ZM161 119H163L162 121H164L165 117H163V118H161ZM161 119H160V121H161ZM192 119H193V118H192ZM211 119H212V118H211ZM228 119H227V120H228ZM48 120H49V119H48ZM61 120H63L62 117H61ZM166 120H167V118H166ZM196 120H197V118H196ZM198 120H197V121H198ZM253 120H254V119H253ZM255 120H257V119H255ZM262 120H263V119H262ZM127 121H128V120H127ZM137 121H138V119H137ZM167 121H169V120H167ZM167 121H164V122H167ZM170 121H171V120H170ZM186 121H187V118H186ZM218 121H220V123H219V122L217 123V125H216V127H215V130H217V132L220 133L222 130H224L226 124H225V119H224V118H221V119L218 120ZM230 121H232V120H230ZM230 121H227V122L229 123ZM233 121H234V120H233ZM250 121H251V120H250ZM260 121H261V120H260ZM1 122H2V121H1ZM3 122H4V121H3ZM138 122H139V121H138ZM141 122H142V121H141ZM203 122H204V121H203ZM203 122H202V123H203ZM43 123H44V122H43ZM116 123H117V124H116ZM142 123H143V126L146 124V123L144 124V122H142ZM142 123H140V124H142ZM154 123L152 122V126H155ZM170 123H171V122H170ZM177 123H178V122H177ZM194 123L197 125L196 122H194ZM63 124H64V123H63ZM140 124H139L138 126H140ZM147 124L149 125V126H148V129L151 128V127H150V126H151V123H150V122H147ZM147 124H146L145 128H144V127H141V128H140V129H142V132H143L144 129L146 130ZM167 124H168V122H167ZM173 124H174V123L172 122V125L168 124V127H166V126H164V125H166V124L163 123V124L161 125V127L164 126V127L166 128V130H168V129L170 128V126H171V129H169V130H170V131H173V130H176V129H177V128L174 129V127H175L176 124H174V126H173ZM230 124H231V123H230ZM230 124H228V125H230ZM248 124H249V121H248ZM259 124H262V123H259ZM39 125H40V123H39ZM129 125H130V124H129ZM178 125H179V127H182L181 124H178ZM196 125H195V126H196ZM234 125H235V124H234ZM234 125H232V126H234ZM240 125H241V124H240ZM100 126H102V125H100ZM105 126H107V125H105ZM117 126H118V125H117ZM117 126H116V127H117ZM141 126H142V125H141ZM172 126H173V128H172ZM198 126H199V123H198V125H197V128L201 127V126H199V127H198ZM204 126H206V125H204ZM214 126H215V125H214ZM249 126H250V125H249ZM159 127H160V125H159ZM183 127H184V126H183ZM183 127H182V128H183ZM185 127H186V126H185ZM227 127H228V126H227ZM238 127H239V126H238ZM26 128H27V127H26ZM99 128H100V127H99ZM114 128H115V127H114ZM129 128H130V127H129ZM133 128H134V127H133ZM165 128H164L163 132L166 131ZM188 128H189V131L187 132V134H185V133H186L185 130L187 131L186 128H183V129H184V132H185L184 134H183V132H182V129L180 128V129H181V131H180V129L178 128V131H180V133H181V134H180V137H181L182 134L185 135V140L182 141L183 138H181L180 141H182V143H183V142H187V144H189V145H191V144L194 145L193 142H196V141L198 140L197 137H198L199 134L196 133V130H197V129H194V128H193V125L191 126V128H192L194 131H192L190 127H188ZM195 128H196V127H195ZM204 128H205V127H204ZM251 128H252V131H251V132L249 131L250 133L254 132L253 130H255L256 127H255L254 129H253V127H251ZM251 128H250V129H251ZM261 128H262V127H261ZM261 128H260V129H261ZM263 128H264V126H263ZM123 129H124V128H123ZM154 129H155V128H154ZM160 129L162 130V128H160ZM228 129H229V128H228ZM239 129H240V128H239ZM242 129H243V128H242ZM102 130H103V128H102ZM108 130H110V129H108ZM108 130H107L106 132H107V134L109 135V134H111V133H110L111 131L108 133ZM111 130H112V129H111ZM113 130H114V129H113ZM145 130H144V132H145ZM151 130H152V132H153V128H151ZM151 130H150V131H151ZM190 130H191V131H190ZM198 130H200V129H198ZM198 130H197V132H199ZM204 130H205V129H204ZM233 130H235V129H233ZM248 130H249V129H248ZM134 131H135V130H134ZM170 131H168L167 133H168V134H171V133L173 134V133H175L177 130H176V131H173V132H170ZM178 131H177V132H178ZM219 131H220V132H219ZM228 131H229V130H227V135H228ZM261 131H262V129H261ZM59 132H60V131H59ZM112 132H113V131H112ZM142 132H141V133H142ZM144 132H143V133H144ZM146 132H147V130H146ZM146 132H145V133H146ZM152 132H151L150 135H152ZM237 132H238V131H237ZM237 132H236V133H237ZM241 132H242L241 134H244L243 130H242ZM114 133H115V132H114ZM137 133H138V131H137ZM148 133H149V131H148ZM214 133H215V132H214ZM218 133H215V134H218ZM234 133H235V132H234ZM256 133H257V129H256ZM115 134H116V133H115ZM115 134H114V135H115ZM231 134H232V133H231ZM245 134H246V132H245ZM253 134H254V133H253ZM114 135H112V138H113ZM130 135H131V134H130ZM143 135H145V134H142V136H143ZM176 135H179V132H178V134H174L175 137L179 138V137L176 136ZM183 135H182V137H183ZM186 135H187V137H186ZM206 135H207V134H206ZM237 135H238V133H237ZM237 135H235V136H237ZM255 135H257V134H255ZM102 136H103V135H102ZM117 136H119V135H117ZM134 136H135V135H134ZM134 136H133V137H134ZM136 136H137V135H136ZM147 136H148V134H147ZM172 136H173V135H172ZM172 136H171V140L174 138V136H173V137H172ZM207 136H208V135H207ZM219 136H220V135H219ZM219 136H216V137H219ZM232 136H233V134H232ZM232 136H229V137L231 138ZM235 136H234V137H235ZM239 136H240V135H239ZM154 137H155V136H154ZM164 137H167L168 140L165 139ZM164 137H163V138L165 139L164 141L167 140V142H168L167 144L169 145V136H168V135H167V136L164 135ZM224 137H225V136H224ZM229 137H228V138H229ZM234 137H232V138L234 139ZM245 137H246V136H245ZM102 138H103V137H102ZM115 138H116V137H115ZM134 138H135V137H134ZM143 138H146V135H145ZM204 138H205V136H204ZM208 138H209V137H208ZM228 138H227V139H228ZM230 138H229V139H230ZM243 138H244V137H243ZM260 138H261V137H260ZM32 139H35V138H32ZM148 139H149V136H148V138H147V141H148ZM227 139H226V142L228 141ZM237 139H238V136H237ZM244 139H245V138H244ZM247 139H248V138H247ZM67 140H68V139H67ZM107 140H108V139H107ZM116 140H117V138H116ZM116 140H115V142H116ZM120 140H122V139H120ZM144 140L146 141V139H144ZM144 140H143V141H144ZM152 140H153V139H152ZM176 140H177V139L175 138V141H176ZM203 140H204V139H203ZM203 140H201V141H203ZM207 140H208V139H207ZM217 140H218V139H217ZM231 140H232V139H231ZM241 140H242V139H241ZM253 140H254V139H253ZM255 140H256V139H255ZM135 141H136V139H135ZM147 141H146V142H147ZM155 141H156V140H155ZM158 141H159V140H158ZM199 141H200V140H199ZM199 141H198V142H199ZM201 141H200V142H201ZM223 141H224V140H223ZM229 141H230V140H229ZM234 141H235V139H234ZM234 141H233V144H235ZM243 141H244V140H243ZM243 141H242V142L239 141V142H240V143L238 142L239 145L242 144ZM20 142H21V141H20ZM32 142H35V141H32ZM56 142H57V141H56ZM131 142H132V141H131ZM148 142H149V141H148ZM152 142H153V141H152ZM156 142H157V141H156ZM162 142H163V141H162ZM177 142H178V141H177ZM226 142H225V144H226ZM231 142H232V141H231ZM163 143H164V142H163ZM202 143H203V142H202ZM255 143H256V142H255ZM23 144H24V143H23ZM58 144H59V143H58ZM172 144H173V143H172ZM187 144H186V145H187ZM227 144H228V143H227ZM236 144H237V143H236ZM244 144H245V142H244ZM244 144H243V145H244ZM260 144H261V143H260ZM15 145H16V144H15ZM46 145L48 146V144H46ZM124 145H125V144H124ZM128 145H129V144H128ZM161 145H162V144H161ZM161 145H159V146H161ZM202 145H203V144H202ZM204 145H205V144H204ZM249 145H250V144H249ZM255 145H256V144H255ZM16 146H17V145H16ZM22 146L24 147V145H22ZM156 146H157V145H156ZM163 146H164V145H163ZM172 146H173V145H172ZM176 146H177V145H176ZM176 146L174 147L175 149H176ZM182 146H183V145H182ZM234 146H235V145H234ZM237 146H238V144L236 145V147H237ZM240 146H241V145H240ZM247 146H248V144H247ZM262 146H263V145H262ZM262 146H261V147H262ZM2 147H3V146H2ZM2 147H1V148H2ZM17 147H18V146H17ZM19 147H20V145H19ZM110 147H111V146H110ZM170 147H171V146H170ZM186 147H187V146H186ZM188 147H189V146H188ZM188 147H187V148H188ZM204 147H206V146H204ZM242 147H243V146H242ZM252 147H253V146H252ZM255 147H256V146H255ZM3 148H4V147H3ZM20 148H21V147H20ZM25 148H26V147H25ZM48 148H49V146H48ZM164 148H165V147H164ZM178 148H180V147H178ZM190 148H191V147H190ZM239 148H240V147H238V148H236V149H239ZM244 148H245V147H244ZM14 149H15V148H14ZM107 149H108V148H107ZM194 149H196V153H197V150H199L198 148H195V147H194ZM240 149H242V148H240ZM247 149H248V148H247ZM249 149H250V148H249ZM253 149H254V148H252V150H253ZM262 149H263V148H262ZM105 150H106V149H105ZM177 150H178V149H177ZM181 150H182V149H181ZM186 150H187V149H186ZM190 150H191V149H190ZM234 150H235V149H234ZM234 150H233V151H234ZM244 150H246V149H244ZM244 150H243V149L240 150V151L235 150V151L237 152V154H236V156H235V154H234V156L236 157V161H237V162H238L239 160H241V159H242L243 161H245V160H244L243 158H241V157H243V155H245V154L248 153V152H247V151H244ZM252 150H250V151H252ZM255 150H256V149H255ZM255 150H253L254 152L252 151V153H253V157H255V156H254V153L257 152V151H255ZM35 151H36V150H35ZM38 151H39V150H38ZM103 151H104V150H103ZM109 151H110V150H109ZM155 151H156V150H155ZM171 151H172V150H171ZM173 151H174V150H173ZM173 151H172V153L174 154ZM184 151H185V149H184ZM188 151H189V150H187V152H188ZM191 151H192V150H191ZM206 151H207V150H206ZM233 151H231V152L233 153ZM7 152H8V151H7ZM105 152L107 153V151H105ZM117 152H118V151H117ZM137 152H138V151H137ZM157 152H158V151H156V154H154V155L157 156V155H158ZM160 152H163V151H160ZM175 152H176V151H175ZM193 152H194V150H193ZM193 152H191V153H193ZM198 152H199V151H198ZM202 152H203V151H202ZM259 152H260V151H259ZM34 153H35V152H34ZM42 153H44V152H42ZM42 153H41V154H42ZM101 153H103V152H101ZM138 153H139V152H138ZM149 153H150V152H149ZM154 153H155V152H154ZM165 153H166V155H169V154H170V153L167 154L168 151H166ZM172 153H171V154H172ZM188 153H190V152H188ZM261 153H262V151H261ZM7 154H8V153H7ZM35 154H36V153H35ZM37 154H38V153H37ZM41 154H39V155H41ZM173 154H172V155H173ZM177 154H178V153H177ZM181 154H182V156H180V157L182 158V157H183V152H181V153L178 154V155H181ZM186 154H187V153H186ZM230 154H231V153H229V155H230ZM250 154H251V153H250ZM18 155H19V154H18ZM44 155H45V154H44ZM103 155H104V154H102V156H103ZM112 155H113V154H112ZM136 155H137V154H136ZM138 155H139V154H138ZM148 155H149V154H148ZM166 155H165V156H166ZM178 155H177V157H178ZM190 155H191V154H190ZM190 155L188 154V156H190ZM260 155H262V154H260ZM260 155H259V154L257 155V153H256V160H257V156L260 157ZM35 156H36V155H35ZM37 156H38V155H37ZM46 156H47V154H46ZM50 156H52V155L50 154ZM88 156H89V155H88ZM114 156H115V155H114ZM159 156H160V158H161V157L163 158V159H161V161L164 160V159L167 160V157H168V156H167L166 158H164L165 156L163 155V156H164V157H163L161 154H159ZM159 156H158V158H159ZM173 156H174V155H173ZM175 156H176V155H175ZM175 156H174V157H175ZM191 156H193V155H191ZM197 156H198V154H197ZM200 156H202V154H201ZM230 156H231V155H230ZM234 156H233V157L231 156V157H232L231 160H233ZM251 156H252V154H251ZM251 156H250V158H251ZM11 157H12V156H11ZM47 157L49 158V156H47ZM47 157H45V158L47 159V160H45V161H46L45 164H44V162H41V163H42L43 165H45V166H46L47 164H50V163H48V162H50V161H48V158H47ZM110 157H111V156H110ZM169 157L171 158L172 156L169 155ZM174 157H173V158H174ZM177 157H176V158H177ZM184 157H185V156H184ZM210 157H211V156H210ZM42 158H43V157H42ZM45 158H44V159H45ZM50 158H51V157H50ZM50 158H49V160H50ZM95 158H96V157H95ZM146 158H147V157H146ZM149 158H150V155H149ZM173 158H172V159H173ZM178 158H179V157H178ZM178 158H177V159H178ZM194 158H196V154H195V157H193V159H191V161H193V163L191 162L190 164H194V163H195ZM202 158H203V157H201V159H202ZM229 158H230V157H229ZM240 158H241V159H240ZM246 158H247V157H246ZM246 158H245V159H246ZM11 159H12V158H11ZM35 159H36V158H35ZM39 159H40V158L38 157V160H39ZM136 159H137V157H136ZM151 159H152V157H151ZM174 159H175V158H174ZM174 159H173V160H174ZM186 159H187V158H186ZM186 159H184V160L186 161ZM238 159H239V160H238ZM254 159H255V158H254ZM261 159H262V158H261ZM261 159H260V160H261ZM147 160H148V159H147ZM154 160H155V159H154ZM157 160H158V159H157ZM175 160H176V159H175ZM184 160H181V159H180V161H182V162H183ZM187 160L189 161L190 158H188ZM205 160H206V159H205ZM207 160H209V159H207ZM216 160H217V159H216ZM231 160H230V162H231ZM234 160H235V159H234ZM242 160H241V161H242ZM256 160H255V161H256ZM40 161H42V160H40ZM100 161H102V160H100ZM151 161H152V160H151ZM158 161H159V160H158ZM161 161H160V162H161ZM168 161H169V160H168ZM171 161H172V160H171ZM177 161H178V160H177ZM177 161H176V162H177ZM196 161H197V158H196ZM200 161H201V160H200ZM200 161H199V162H200ZM203 161H204V160H203ZM203 161L200 162V163H201L200 165L203 164ZM241 161H240V163L242 164L243 161H242V162H241ZM253 161H254V160H253ZM255 161H254V162H255ZM37 162H38V161H37ZM169 162H170V161H169ZM169 162H168V165H169ZM173 162H174V161H172V162H170V163L174 165ZM189 162H190V161H189ZM197 162H198V161H197ZM204 162H205V161H204ZM218 162H219V160H218ZM228 162H229V161H228ZM234 162H235V161H234ZM249 162H250V161H249ZM256 162H258V161H256ZM262 162H263V161H262ZM90 163H91V162H90ZM142 163H143V162H142ZM153 163H154V162H153ZM177 163H178V162H177ZM179 163H180V162H179ZM223 163H224V162H223ZM251 163H253V162H251ZM4 164H5V163H4ZM99 164H100V163H99ZM156 164H157V163H156ZM159 164H160V163H159ZM159 164H157L158 167L162 166V165L159 166ZM166 164H167V163H166ZM166 164L164 163V165H166ZM183 164H184V163H183ZM183 164H182V165H183ZM185 164H186V163H185ZM190 164H189V165H190ZM195 164H196V163H195ZM195 164H194V165H195ZM206 164H207V161H206ZM209 164H210V163H209ZM220 164H221V163H220ZM234 164H235V163H234ZM238 164H239V163H238ZM241 164H239L240 166L238 165L239 168H241ZM243 164H245V163H243ZM243 164H242V165H243ZM248 164H249V163H248ZM254 164H255V163H254ZM256 164H258V163H256ZM256 164H255V165H256ZM54 165H55V164H54ZM91 165H92V164H91ZM168 165H166V166H168ZM179 165H180V164H177V167L174 165V166H175L174 168H177V169H178V166H179ZM189 165L186 166L187 169L184 167V170L182 169L181 166H179V168H181V169L184 171V173H185V170H187V174H188V172L190 173L189 170H191V175H190V176H192V177H193L192 173H193L194 171H196L197 168H198V169H199V168L201 169V167H202V169H203V166H204V165H203V166H201V167H200V166L197 167L198 165L196 164V166H194V167L192 168V165H191V166H189ZM230 165H231V164L229 163L228 166L230 167ZM232 165H233V163H232ZM232 165H231V168H233ZM255 165L252 164V167L255 166ZM93 166H94V165H93ZM171 166H172V165H171ZM184 166H185V165H184ZM40 167H41V166H40ZM128 167H129V166H128ZM144 167H145V166H144ZM158 167H157V169H158ZM162 167H163V166H162ZM196 167H197V168H196ZM208 167H210V166H208ZM219 167H221V165H220ZM219 167H218V171H219ZM255 167H258V165L255 166ZM263 167H264V165H263ZM263 167H262V168H263ZM46 168H47V167H45V169H46ZM81 168H82V167H80V170H81ZM94 168H95V167H94ZM160 168H161V167H160ZM160 168H159V169H160ZM168 168H169V166H168ZM168 168H167L166 170H168ZM172 168H173V167H172ZM194 168H196V169L194 170ZM206 168H207V167H206ZM235 168H237V166H235L234 169H235ZM239 168H237V169L239 170ZM259 168H260V167H259ZM39 169H40V168H39ZM149 169H150V168H149ZM170 169H171V168H170ZM181 169H178V170H177L178 173H177V171H176V173H177L176 175H178L179 172L181 173ZM198 169H197V170H198ZM200 169H199V170H200ZM202 169H201V171H202ZM220 169H221V168H220ZM237 169H236V170H237ZM42 170H43V169H42ZM119 170H120V169H119ZM161 170H165V168H164V169L161 168ZM161 170H160V172H162ZM171 170H172V169H171ZM192 170H194V171H192ZM203 170H205V169H203ZM238 170H237V171H238ZM241 170H242V169H241ZM250 170H251V169H250ZM15 171H16V170H15ZM39 171H40V170H39ZM143 171H144V170H143ZM168 171H169V170H168ZM237 171H234V172H237ZM261 171H262V170H261ZM43 172H44V171H43ZM43 172H42V174L44 175ZM45 172H46V171H45ZM86 172H87V171H86ZM89 172H90V171H89ZM89 172H88V173H89ZM91 172H92V171H91ZM121 172H122V171H121ZM163 172H164V171H163ZM202 172H203V171H202ZM228 172H229V171H228ZM228 172H227V173H228ZM238 172H239V171H238ZM243 172H245V171H243ZM250 172H251V171H250ZM258 172H259V171H258ZM258 172H257V174H258ZM37 173L39 174L40 172L37 171ZM92 173H94V172H92ZM92 173H90V174H92ZM95 173L97 174V172H95ZM95 173H94V174H95ZM171 173H172V171H171ZM171 173H169V174H170V175H173V174H174V172H173V174H171ZM195 173H196V172H195ZM200 173H201V172H200ZM239 173H241V172H239ZM239 173H238V175H239ZM38 174H37V175H38ZM40 174H41V173H40ZM154 174H155V173H154ZM187 174H186V173H185L184 175L179 174V175H180L179 177H180V178H181V176L186 177L185 175H187ZM193 174H194V173H193ZM197 174H198V173H197ZM254 174H255V173H254ZM37 175H36V176H37ZM162 175H163V173H162L159 177L163 178ZM198 175H199V174H198ZM218 175H219V174H218ZM230 175H231V174H230ZM235 175H236V173H235ZM235 175H234V176H235ZM255 175H256V174H255ZM255 175H254V176H255ZM44 176L46 177V175H44ZM165 176H166V175H165ZM165 176H164V177H165ZM167 176H168V175H167ZM196 176H197V175H196ZM227 176H228V175H227ZM243 176H244V175H243ZM85 177H86V176H85ZM159 177H158V178H159ZM175 177H176V176H175ZM183 177H182V178H183ZM218 177L221 178V176H218ZM229 177H230V176H229ZM236 177H238V176H236ZM255 177H256V176H255ZM2 178H3V177H2ZM38 178H41V176L38 177ZM38 178H37V179H38ZM42 178H43V177H42ZM96 178H97V177H96ZM161 178H159L160 181H161ZM167 178H168V177H165V178H164V181H165ZM170 178H171V179H174V176H173V177L171 176ZM186 178H190V177L187 176ZM15 179H16V178H15ZM81 179H82V178H81ZM176 179L179 180V178H176ZM176 179H175V180H176ZM234 179H236V178H234ZM246 179H247V178H246ZM251 179H252V177H251ZM41 180H42V179H41ZM74 180H75V179H74ZM159 180H158V181H159ZM167 180H168V179H167ZM182 180H183V179H182ZM182 180H181V181H182ZM186 180H187V179H186ZM192 180H193V178H192ZM200 180H201V179H200ZM247 180H248V179H247ZM255 180H256V179H255ZM188 181H191V180H188ZM221 181H222V180H221ZM239 181H240V180H239ZM241 181H242V178H241ZM248 181L251 182L250 179H249ZM253 181H254V180H253ZM10 182H11V181H10ZM37 182L39 183L38 180L36 181V183H37ZM81 182H82V180H81ZM161 182H162V181H161ZM167 182H168V181H167ZM169 182H170V180H169ZM183 182L185 183V181H183ZM236 182H237V181H236ZM255 182H256V181H254L253 184H254ZM258 182H259V181H258ZM258 182H257V184H259ZM38 183H37V184H38ZM163 183H164V182H163ZM172 183H176V181L174 182V180H173ZM188 183H189V182H188ZM190 183L192 184V187H193V183H194V182L192 181V182H190ZM190 183H189V184H190ZM214 183H215V182H214ZM165 184H166V181H165ZM179 184H180V183H179ZM186 184H187V183H186ZM195 184H197V183H195ZM195 184H194V187L197 186V185L195 186ZM215 184H216V183H215ZM240 184H241V183H240ZM5 185H6V184H5ZM85 185H86V184H85ZM127 185H128V184H127ZM160 185H161V183H160ZM170 185L173 186L172 184H170ZM170 185H169V183H168V186H170ZM200 185H201V184H200ZM200 185H199V186H200ZM212 185H213V184H212ZM216 185H217V184H216ZM259 185H260V184H259ZM29 186H30V185H29ZM140 186H141V185H140ZM161 186H162V185H161ZM174 186H175V185H174ZM176 186H177V184H176ZM176 186H175V187H176ZM186 186H187V188H188V185H186ZM189 186H190V185H189ZM255 186H257V185L255 184ZM16 187H17V186H16ZM16 187H15V189H16ZM22 187H23V186H22ZM136 187H137V186H136ZM163 187H164V184H163ZM165 187H166V185H165ZM178 187H179V185H178ZM181 187H182V186H181ZM192 187H190V188H191L192 191H193V188H192ZM200 187H201V186H200ZM215 187H216V186H215ZM99 188H100V187H99ZM99 188H98V189H99ZM168 188H169V187H168ZM168 188H163V189H167V191H168ZM173 188H174V187H173ZM182 188H183V187H182ZM190 188H189V189H190ZM201 188H202V187H201ZM201 188H200V189H201ZM257 188L259 189V186H258ZM257 188H256V189H257ZM18 189H19V188H18ZM29 189H30V188H29ZM33 189H34V187H33ZM174 189H175V188H174ZM191 189H190V190H191ZM195 189H196V188H195ZM195 189H194V190H195ZM219 189H221V188H219ZM219 189H218V190H219ZM226 189H227V188H226ZM262 189H263V191H261V192H264V188H262ZM262 189H259V190H262ZM30 190H31V189H30ZM172 190H173V189H171V190H169V191H171V192L175 191V190H173V191H172ZM176 190H177V189H176ZM184 190H185V189H183V191H184ZM216 190H217V189H216ZM232 190H233V189H232ZM234 190H235V189H234ZM16 191H18V190H16ZM31 191H32V190H31ZM31 191H30V194H31ZM169 191H168V192H169ZM222 191H223V189H222ZM224 191H225V190H224ZM224 191H223V193H224ZM2 192H3V191H2ZM4 192H5V191H4ZM177 192H178V191H177ZM184 192H185V191H184ZM219 192H220V190H219ZM234 192H235V191H234ZM240 192H241V191H240ZM240 192H239V193H240ZM256 192H257V191H256ZM258 192H259V191H258ZM258 192L256 193L257 196H254V198H257V197H258V194H260V197H262V195L264 196V193L261 195V192H259V193H258ZM187 193H188V192H187ZM217 193H218V192H217ZM227 193H228V192H227ZM227 193H226V194H227ZM230 193H231V192H230ZM237 193H238V192H237ZM3 194H4V193H3ZM24 194H25V193H24ZM177 194H178V193H177ZM215 194H216V193H215ZM219 194H220V193H219ZM224 194H225V193H224ZM224 194L221 193L220 197H222V195H224ZM231 194H232V193H231ZM235 194H236V193H235ZM241 194H242V193H240V195H239V194H238V195L241 196ZM18 195H19V194H18ZM18 195H17V196H18ZM98 195H99V194H98ZM227 195H228V194H227ZM227 195H226V197L228 198ZM5 196H6V194L4 195V197H5ZM213 196H214V195H213ZM215 196H216V195H215ZM217 196H218V194H217ZM217 196H216L215 199H218ZM236 196H237V194H236ZM177 197H178V196H177ZM180 197H181V196H179V198H178L179 201H180ZM223 197H224V196H223ZM223 197L221 198V202H222L223 199H224ZM247 197L249 198V196H247ZM13 198H14V197H13ZM17 198H18V197H17ZM182 198H184L183 195H182ZM187 198H189V196L186 197V199H187ZM243 198H244V197H243ZM258 198H259V197H258ZM97 199H98V198H97ZM99 199H100V198H99ZM189 199H190V198H189ZM215 199L213 198V201H214ZM249 199H250L251 201L254 200V199L252 198V196H251ZM2 200H3V199H2ZM4 200H5V199H4ZM6 200H7V199H6ZM17 200H18V199H17ZM26 200H27V199H26ZM114 200H115V197H114ZM118 200H119V199H118ZM166 200H167V199H166ZM169 200H170V198H169ZM169 200H167V201H169ZM181 200H182V199H181ZM219 200H220V198H219ZM230 200H231V199H230ZM230 200H229V201H230ZM240 200H241V199H240ZM247 200H248V199H247ZM256 200H257V199H256ZM258 200H259V199H258ZM31 201H32V196H31ZM96 201H98V200H96ZM115 201H116V200H115ZM119 201H120V200H119ZM122 201H123V200H122ZM122 201H121V202H122ZM171 201H172V200H170V202H171ZM186 201H187V200H186ZM186 201H185V202H186ZM191 201H192V200H191ZM217 201H218V200H217ZM217 201H216V202H217ZM226 201H227V200H226ZM226 201H225V202H226ZM229 201H228V203H229ZM238 201H239V200H238ZM248 201H249V200H248ZM248 201H247V202H248ZM251 201H250V203H251ZM259 201H261V200H259ZM262 201H264V200H262ZM5 202H6V201H5ZM172 202H173V201H172ZM188 202H189L190 204L192 203V202H190V201H188ZM218 202H219V201H218ZM221 202H220V203H221ZM10 203H11V202H10ZM31 203H33V202H31ZM92 203H93V202H92ZM94 203H95V202H94ZM100 203H102V202L100 201ZM100 203H99V201H98V204H97L96 206L100 205ZM174 203H175V201H174ZM176 203H177V202H176ZM181 203H182V201L180 202V204H181ZM189 203H188V205H189ZM242 203H243V202H242ZM242 203H241V204H242ZM250 203H248L246 206H250V205H249ZM253 203H256V201L254 200ZM2 204H3V203H2ZM90 204H91V203H90ZM103 204H105V203H103ZM171 204H172V203H171ZM180 204H179V205H180ZM184 204H185V203H184ZM194 204H195V203L193 202V206H192V205H191V206H192V207H195ZM230 204H231V203H230ZM230 204H228V205L230 206ZM235 204H236V203H235ZM237 204H238V203H237ZM239 204H240V203H239ZM239 204H238V205H239ZM256 204H257V206H256L257 210L261 209V210L263 211V213H262L261 210H260L261 212H259L260 214H259L258 212L256 213L255 211L252 212V213H253V214L255 213V214H257V215H258V214H259V215L264 214V210H263L262 208H260V206H258V205H259L258 203H256ZM256 204H255V205H256ZM260 204H262V202H261ZM39 205H40V204H39ZM39 205H38V206H39ZM117 205H118V204H117ZM120 205H121V204H120ZM122 205H123V203H122ZM173 205H178V204H173ZM179 205H178V206H179ZM182 205H183V203H182ZM186 205H187V204L183 205V208H184V206H186ZM188 205H187V206H188ZM218 205H219V204H218ZM224 205L226 206V204H224ZM233 205H234V204H233ZM251 205H252V207H255V205H253L252 203H251ZM263 205H264V202H263ZM35 206H36V205H35ZM96 206H95L94 204L92 205L93 208L95 207L94 209H96ZM101 206H102V204H101ZM110 206H111V205H110ZM213 206H214V205H213ZM220 206L223 207L222 203H221ZM225 206H224V207H225ZM234 206H235V205H234ZM239 206H240V205H239ZM246 206H245V207H246ZM30 207H31V206H30ZM106 207H107V206H106ZM176 207H177V206H176ZM188 207H189V206H188ZM188 207H186V209H188ZM196 207H197V206H196ZM215 207L217 208L218 206H215ZM215 207H214V209L217 210ZM224 207L222 208V210H226ZM226 207H227V206H226ZM230 207H231V206H230ZM240 207H243V206H240ZM245 207H244V208H245ZM258 207H259V209H258ZM261 207H263V206L261 205ZM38 208H39V207H38ZM99 208H101V207L98 206V208H97L96 210H99V211H100L101 209H99ZM104 208H105V207H104ZM107 208H108V207H107ZM107 208H106V209H107ZM190 208H191V207H190ZM228 208H229V207H228ZM228 208H227V209H228ZM233 208H234V207H233ZM236 208H237V207H236ZM249 208H250V207H248V209H249ZM32 209H33V208H32ZM35 209H37V207H35ZM35 209H34V210H35ZM102 209H103V208H102ZM109 209H110V208H109ZM157 209H158V208H157ZM179 209H181V207H179ZM179 209H178V211L180 212ZM194 209H196V208H194ZM197 209H198V207H197ZM199 209H200V208H199ZM199 209H198V212H200ZM218 209H221V207L218 208ZM246 209H247V208H246ZM248 209H247V212L249 211ZM251 209H252V208H251ZM8 210H9V209H8ZM88 210H89V209H88ZM152 210H153V209H152ZM160 210H161V209H160ZM160 210H159V211H160ZM183 210H184V211H183ZM190 210H191V209H190ZM209 210H210L209 212H211L212 209L210 208ZM222 210H221V212H219V213H224V212L227 211V210H226V211L222 212ZM228 210H229V209H228ZM230 210H232V208H231ZM234 210H235V209H233V212H234ZM253 210H254V209H252V211H253ZM182 211H183V212H181V213H184V212H186L187 210L185 211V208H184V209H182ZM192 211H193V210H192ZM194 211H195V210H194ZM218 211H219V210H218ZM101 212H102V211H101ZM108 212H109V211H108ZM201 212H202V211H201ZM201 212H200V214H201ZM206 212H207V211H206ZM213 212H216V211H213ZM231 212H232V211H231ZM235 212H236V211H235ZM104 213H105V212H103V214H104ZM190 213H191V212H190ZM190 213H189V214H190ZM192 213H193V212H192ZM202 213H203V212H202ZM227 213L229 214V212H227ZM227 213H225V215H226ZM248 213L252 215V213H250V212H248ZM103 214H102V215H103ZM197 214H198V213H197ZM209 214H210V213H207V215L204 214V215H206V216H203V217H204V218H207V216H208V218L210 219ZM212 214H213V213H212ZM214 214L216 215V213H214ZM232 214H233V213H232ZM238 214H239V213H238ZM240 214H241V215H240ZM240 214H239V215H240V216H244V218H247V217H248V220H249V216H250V215L247 216V217H245L246 215H243L244 213H243V214L240 213ZM223 215H224V214H223ZM259 215H258V216H259ZM14 216H15V214H14ZM103 216H104V215H103ZM198 216H199V215H198ZM201 216H202V214H201ZM210 216L212 217L213 215H210ZM227 216H228V215H227ZM254 216H255V215H254ZM258 216H257V217H258ZM15 217H17V216H15ZM15 217H14V218H15ZM177 217H178V216H177ZM203 217H201V218L203 219ZM216 217H217V216H215V217L213 216V219L216 218ZM257 217H256V219H258V221L260 220V222H261V220H262L263 218L259 219L260 216H259V218H257ZM262 217H264V215H263ZM12 218H13V217H12ZM14 218L12 219L13 221H14L15 219H17L18 217L15 218V219H14ZM236 218H237V217H236ZM241 218H242V217H241ZM244 218H242L241 220H247V219H244ZM181 219H182V218H181ZM217 219H218V217H217ZM238 219L240 220V217H239V216H238ZM252 219H253V218H252ZM256 219H255V220H256ZM2 220H3V219H2ZM10 220H11V219H10ZM17 220H18V219H17ZM19 220L21 221V219H19ZM149 220H150V219H149ZM204 220H205V219H204ZM214 220H215V219H214ZM222 220H223V219H222ZM236 220H237V219H236ZM255 220H253V221L255 222ZM4 221H5V220H4ZM13 221H12V222H13ZM200 221L203 222V223L205 222V225H202V224H201V226H200V224H199L200 227H202V226H206V220H205V221L200 220ZM207 221H209V220L207 219ZM218 221H219V219H218ZM224 221H225V220H224ZM230 221H232V223L234 222L233 220H230ZM250 221H251V220H250ZM256 221H257V220H256ZM258 221H257V222H258ZM14 222H15V221H14ZM17 222H18V221H17ZM198 222H199V221H198ZM219 222H220V221H219ZM222 222H223V221H222ZM226 222H227V220H226ZM238 222L240 223V221H237V222L235 221V223L239 224ZM260 222H259V225H260ZM9 223H10V221H9ZM15 223H16V222H15ZM158 223H159V222H158ZM199 223H200V222H199ZM217 223H218V222H217ZM232 223H231V225L234 224V223H233V224H232ZM243 223H244V222H243ZM250 223H251V222H250ZM250 223H249V226H250ZM252 223H253V222H252ZM252 223H251V227H253ZM12 224H13V225H11V224H10V225H11V226H14V223H12ZM19 224H21V223H19ZM187 224H189V222H188ZM190 224H192V223H190ZM207 224H208V222H207ZM218 224H219V223H218ZM229 224H230V223H229ZM241 224H242V223H241ZM241 224H239V227L242 226V228H243V225H244V224H243V225H241ZM247 224H248V222H247ZM261 224H263V223H261ZM197 225H198V224H197ZM197 225H195V226H197ZM221 225H222V224H221ZM225 225H226V224H225ZM234 225H235V224H234ZM256 225H257V224H256ZM219 226H220V225H219ZM226 226H228V225H226ZM229 226H230V225H229ZM254 226H255V225H254ZM15 227H18V225H16ZM142 227H143V226H142ZM157 227H158V226H157ZM192 227H194V226H192ZM192 227H191V228H192ZM197 227H198V226H197ZM223 227H224V225H223ZM236 227H237V226H236ZM236 227H234V228H236ZM239 227H238V229H236V231L239 230ZM246 227H247V225H246ZM251 227H249V229H250ZM198 228H199V227H198ZM203 228H204V227H203ZM230 228H231V227H230ZM244 228H245V227H244ZM247 228H248V227H247ZM255 228H256V226H255ZM261 228H263V232H262V231H261V232L264 234V227H261ZM261 228H260V230H262ZM201 229H202V228H199L198 232H199ZM224 229H225V228H224ZM251 229H252V228H251ZM157 230H158V229H157ZM167 230H168V229H167ZM193 230H194V228H193ZM196 230H197V229H196ZM240 230H242V229H240ZM240 230H239V231H240ZM158 231H159V230H158ZM223 231H226V230H223ZM230 231H231V230H230ZM227 232H228V231H227ZM233 232H234V231H233ZM233 232H230V233H233ZM245 232H246V230H245L243 233L241 232L242 234H241V236L239 237V239L236 240L235 242H233L234 244L231 245V247H230L229 249H227V252L230 254V257H229V254L226 253V256H227V254H228L226 260L229 261V259L231 258V256H232V257H235L236 255H240L241 252H242L243 250H249V251H250L253 247H254V249H255V247H258V245H259V246L262 245L261 243H257V241H255V242L253 241L254 243L252 244V241H251V240H252L253 236H251V234H250V236L252 237V238L250 239V238L247 236V234H246ZM5 233H6V232H5ZM155 233H156V232H155ZM248 233H249V232H248ZM250 233H251V232H250ZM150 234H151V233H150ZM228 234H229V233H228ZM228 234H227V237H225L226 239H227L228 236H229ZM237 234H239V233H237ZM260 234H261V233H260ZM152 235H153V234H152ZM224 235H226V232H225ZM230 235H231V234H230ZM234 235H235V234H234ZM234 235H231V236H229V237H231V238H232V236L235 237ZM252 235H253V234H252ZM255 236L257 237V234H256ZM140 237H141V236H140ZM143 237H144V236H143ZM143 237L141 238V241H142L143 239H145V240L148 239V238L146 239V237H145V238H143ZM201 237H202V236H201ZM72 238H73V237H72ZM199 238H200V237H199ZM225 238H224V236H223V239H221L222 241H219V243H220V242L223 243V241H224V245H225V242H226V241H225ZM237 238H238V237H237ZM237 238H235V239H237ZM259 238H260V237H258V239H259ZM149 239H150V238H149ZM233 239H234V238H233ZM235 239H234V240H235ZM254 239H255V238H254ZM254 239H253V240H254ZM256 239H257V238H256ZM258 239H257V240H258ZM215 240H216V238H215ZM215 240H214V241H215ZM219 240H220V239H219ZM234 240H231V241H234ZM249 240H250V243H251V244L248 243ZM175 241H176V240H174V242H175ZM202 241H204V240L202 239ZM227 241H228V240H227ZM229 241H230V240H229ZM259 241H260V239H259ZM135 242H136V240H135ZM144 242H146V241H143V243H144ZM174 242H172L171 245H173ZM176 242H177V241H176ZM141 243H142V242H141ZM143 243H142V245H143ZM147 243H148V242H146V244H147ZM199 243H200V241H199ZM205 243H206V242H205ZM216 243H217V242H216ZM221 243H220L219 245H223V244H221ZM228 243H229V242H228ZM228 243H227V245H225L224 247L222 246L223 248H221V249H224L226 246H228ZM230 243H231V242H230ZM255 243H256V245H257V244H258V245H257V246H252V245H254ZM59 244H60V243H59ZM184 244H185V243H183V246H184ZM44 245H45V244H44ZM174 245H175V244H174ZM174 245H173V247L171 246V249L174 248V247H176V246H178V244H176V246H174ZM179 245H181V244H179ZM194 245H196V244L194 243ZM198 245H199V244H198ZM201 245H202V243L200 244V247H201ZM211 245H215V244H214V243H213V244H210L209 247H210ZM42 246H43V245H42ZM149 246H150V245H149ZM154 246H155V245H154ZM181 246H182V245H181ZM203 246H204V244H203ZM168 247H169V246H168ZM186 247H187V246H186ZM215 247H216V250H217V246H215ZM215 247L213 246L212 248L214 249ZM260 247H261V246H260ZM41 248H42V247H41ZM45 248H46V250H47V245H46L45 247L43 246V248H42V251L44 250V254L46 253V252H45ZM51 248H52V246H51ZM54 248H56V247H54ZM157 248H159V246H157ZM157 248H156V249H157ZM164 248H165V247H164ZM169 248H170V247H169ZM181 248H183V247H181ZM203 248H205V247H203ZM226 248H227V247H226ZM263 248H264V247H262V249H263ZM48 249L50 250V248H48ZM166 249H167V248H166ZM186 249H188V248H186ZM186 249H183V250H186ZM191 249H194V248H191ZM195 249H196V248H195ZM195 249H194V250H195ZM209 249H211V248H209ZM213 249H212V250H213ZM254 249H253V250H254ZM147 250L149 251V250H151V248H150V249H147ZM154 250H155V249H154ZM175 250H179V251H180L181 249H179V247H177V249H175ZM183 250H181V252H182ZM201 250H202V247H201ZM216 250H214V251L216 252ZM224 250H225V249H224ZM253 250H252V251H253ZM255 250H256V249H255ZM51 251H52V250H51ZM140 251H141V250H140ZM140 251H139V252H140ZM173 251H174V249H173ZM187 251H188V250H186L185 252H187ZM191 251H192V250H191ZM191 251H190V249H189V253H191ZM197 251H198V249H197ZM203 251H204V249H203ZM257 251H258V250H257ZM257 251H256V252H257ZM39 252H40L39 258L41 259V256L43 257L44 254H41V251H39ZM48 252H49V251H48ZM61 252H62V251H61ZM144 252H145V249H144ZM149 252H150V251H149ZM157 252H159V249L156 251L155 255L157 254ZM163 252H165V251H163ZM181 252H179V253L181 254ZM246 252H247V251H246ZM256 252H255V253H256ZM263 252H264V251H263ZM42 253H43V252H42ZM142 253H143V252H142ZM189 253H188V256H189ZM192 253L194 254V251H193ZM192 253H191V254H192ZM203 253H204V252H203ZM208 253H211V252H208ZM216 253H217V252H216ZM223 253H225V252H223ZM250 253H251V252H250ZM253 253H254V252H253ZM38 254H39V253H38ZM38 254H37V255H38ZM56 254H57V255H61V253H60V252L58 253V251L56 252ZM147 254H148V253H147ZM163 254H165V253H163ZM166 254H167V253H166ZM172 254H173V253H172ZM172 254H171V255H172ZM183 254H185V253L183 252ZM193 254H192V256H193ZM246 254H247V253H246ZM251 254H252V253H251ZM256 254L259 255V251H258V253H256ZM256 254H255V258L253 257L255 260L257 259V258H256L257 255H256ZM262 254H264V253H262ZM262 254H261V255H262ZM37 255H36V258H34L35 261L38 260V259H37V258H38ZM46 255H47V254H46ZM159 255L163 256L162 254H159ZM175 255H176V254L172 255L173 258H175V257L178 256V255H177V256H175ZM181 255H182V254H181ZM195 255H196V254H195ZM217 255H218V254H217ZM224 255H225V254H224ZM224 255L222 254V259H223V256H224ZM241 255H245V252H244V254H243V252H242ZM152 256H153V255H152ZM152 256H151V257H152ZM165 256H166V258H165V257H164V258H165L166 260L169 259L167 256H170V253H169L168 255H165ZM203 256H205V255H203ZM203 256H201V257H203ZM245 256H248V255H245ZM45 257H46V256H45ZM45 257H44V259H45ZM60 257H61V256H60ZM144 257H145V256H144ZM146 257H147V256H146ZM148 257H150V256H148ZM154 257H155V256H154ZM170 257H171V256H170ZM190 257H191V256H190ZM195 257H196V256H195ZM210 257H211V256H210ZM210 257H209V258H210ZM220 257H221V255H220ZM238 257H239V256H238ZM257 257L260 259V256H257ZM261 257H263V256H261ZM48 258H49V257H47V259H48ZM156 258H157V256H156ZM156 258H155V259H156ZM160 258H161V257L159 256V260L156 259V260L158 261V263H161V262H160ZM162 258H163V257H162ZM164 258H163V259H164ZM173 258H172V259H173ZM177 258H179V257H177ZM193 258H194V257H193ZM209 258H208V259H209ZM224 258H225V257H224ZM228 258H229V259H228ZM242 258H244V256H242ZM247 258H248V257H247ZM250 258H252V257H249V259H250ZM36 259H37V260H36ZM40 259H39V261H40ZM42 259H43V258H42ZM50 259H51V258H50ZM50 259H48V260H49V261L52 260V261H51V264H52L53 259H51V260H50ZM146 259H147V258H146ZM152 259L154 260V258H152ZM163 259H162L161 261H163L162 263L165 264L166 261L164 262ZM170 259H171V258H170ZM172 259H171V260H172ZM179 259H184V258H183V257H182V258L180 257ZM190 259H191V258H189V260H190ZM214 259H215V258H214ZM239 259H240V257H239ZM259 259L255 262V264H262V263H263V261H262V262L260 261V260H262V259H260V260H259ZM45 260H46V259H45ZM45 260H44V261H45ZM48 260H46L45 262H47ZM116 260H117V259H116ZM156 260H154V261H155L156 264H158V263L156 262ZM171 260H170V261H171ZM185 260H186V259H185ZM191 260H192V259H191ZM194 260H195V259H194ZM206 260H207V259H206ZM224 260H225V259H224ZM35 261H34L33 263H36ZM54 261H56V260H54ZM138 261L140 262V259H139ZM148 261H149V260H148ZM151 261H152V260H151ZM172 261H173V260H172ZM172 261H171V262H172ZM176 261H178V260H176ZM179 261H180V260H179ZM195 261H196V260H195ZM204 261H205V260H204ZM209 261H210V259L207 261L208 264H209ZM211 261H212V258H211ZM211 261H210V262H211ZM215 261H216V260H215ZM217 261H218V260H217ZM220 261H221V259H220ZM222 261H223V260H222ZM240 261H242V260H240ZM243 261H244V260H243ZM40 262H41V261H40ZM139 262H138V263H139ZM143 262H144V261H143ZM167 262H168V261H167ZM181 262H185V261H182V260H181V261L178 262V263H181ZM186 262H188V261H186ZM190 262H191V261H190ZM192 262H193V261H192ZM201 262H203V261H201ZM212 262H213V261H212ZM232 262H233V260H232ZM236 262H237V261H236ZM37 263H38V261H37ZM37 263H36V264H37ZM42 263H43V262H42ZM49 263H50V262H49ZM53 263H54V262H53ZM130 263H131V261H130ZM138 263H137V264H138ZM146 263H148V262H146ZM146 263H143V264H146ZM155 263H154V264H155ZM194 263L196 264V262H194ZM199 263H200V261H199ZM205 263H206V261H205ZM215 263H216V262H215ZM226 263H227V262H226ZM230 263H231V260H230ZM237 263H238V262H237ZM242 263H243V262H242ZM248 263H249V262H248ZM252 263H254V261H253ZM47 264H48V263H47ZM55 264H56V263H55ZM119 264H120V263H119ZM127 264H128V263H127ZM140 264H142V263H140ZM152 264H153V263H152ZM172 264H173V262H172ZM184 264H185V263H184ZM191 264H193V263H191ZM200 264H201V263H200ZM212 264H213V263H212ZM220 264H221V263H220ZM244 264H246V263H244ZM249 264H251V262H250ZM263 264H264V263H263Z\"/></svg>",
  "mask_w": 264,
  "mask_h": 264
}]
</instances>
